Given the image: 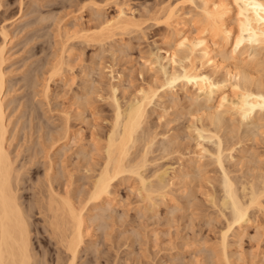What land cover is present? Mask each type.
Wrapping results in <instances>:
<instances>
[{
    "label": "bare ground",
    "instance_id": "obj_1",
    "mask_svg": "<svg viewBox=\"0 0 264 264\" xmlns=\"http://www.w3.org/2000/svg\"><path fill=\"white\" fill-rule=\"evenodd\" d=\"M1 2H2V0H0ZM84 1V0H83ZM90 2H93L94 3V5L96 6H91V8L92 7H95V9H97V12H98V10H100L102 7H103V5H101V2L99 3V1H97L96 0V2H95V0H89ZM88 0H87V2L86 1H84L83 3L84 4H86V3H90ZM106 0H104L103 2H105ZM110 1V0H109ZM109 1H107V2H105L104 4H107V5H105V6H108V2ZM114 1H116V0H113L112 2L114 3ZM120 1V0H119ZM185 1V0H184ZM183 0L181 1V0H168L166 3H164L163 5H162V3H161V6H159L160 8H158L157 9V11L155 12V13H157V15H158V18L161 20L162 18H163V20H164V22H161L160 20H157V21H160L161 23H164L167 27L166 28H169L170 29V33H171V38L170 39H166V41H167V44H168V48H165L164 49V51H163V49H162V51L163 52H165V54H163V58H166L165 60H167V61H177V60H183V62H184V58H188L189 59V63L185 66V63L183 64V70L181 71H179L180 73H178V72H176V73H172L171 71L169 72L167 69H166V66H165V69L167 70H165L164 69V71H166V72H169V75L167 76L168 78L167 79H165L167 82H165L163 85H162V87L166 84V83H168L167 85L169 86H171L172 84H174V82L176 81V80H178L179 78H181L182 80H183V82L185 83L186 82V84H188V83H191L192 84V86H193V88H196V91H193V93H194V95H203L202 97L205 99V101L206 102H208L209 100H213V99H217V101H218V104L216 105V107L218 106V107H221V108H223L222 110H216L215 109V111H209V109L211 110H213V107L215 106H208L209 107V109L207 110V109H205V107H203L205 110H207L208 112H210V114L209 115H207L208 114V112L207 111H205V112H207V116L206 117H208L209 116V119H208V121H209V123H207V124H209V125H207L206 124V122H203L204 124L202 125L203 127L205 126L206 127V129L205 128H202V127H200V126H198V127H200V129L198 128H196L197 129V133H200V134H198V135H201L202 134V132L203 131H205V132H208V130L210 131L213 127L216 129V131H214L215 129L213 128V130H211L210 132H209V134L208 135H205V133L204 134H202L201 135V137L203 136V135H205V136H203V138L205 137H207V138H210V139H212V138H218V145H217V150L214 148L213 150L215 151L214 153H213V150H211L210 148V150H208L207 148H203V143H202V149L201 148H199L200 146V144L199 145H197L196 147V150L197 149H199V150H197V152H199L200 151V154L199 153H196V155L197 154H199V156H200V159L199 160H192L191 161V164L189 165V168H191V170L192 171H190V169L188 168V173H184V175H183V177H182V179H181V175L180 176H177V178H179L182 182H183V179H184V177L185 176H187V177H189V175L191 174V176L189 177L190 179H191V182H192V180H194L193 178H195V181H194V185L191 183V184H189V186L190 185H193V186H190V188L192 187H196V185H197V181L199 182V180H201L200 178L198 179V176L199 177H201L202 178V176H203V174H205L204 172V169L206 170V167L204 168L203 167V165H205L204 164V162H203V164H202V162L200 161V160H203V159H201V157H204L205 158V154L203 153L204 151H208V152H210V153H208L207 152V154H210L211 156L214 154V156L216 157V160H215V157H214V160L215 161H217L218 162V164L220 165V167H221V169L223 170L222 171V179L221 178H218V179H221L222 180V184H220L221 182V180H219V184L216 182V181H218V179L216 180L215 178H213L212 180H213V182H215V183H213V184H218L219 186V188L221 187V189H223V191H222V193H223V195H221V192H220V190L218 191V192H220V195H218V193L216 192H214V195L216 194V196L218 197L219 196V198H217L216 196V198H214V196L211 198V201L213 202V204L214 205H212L211 207H214V208H217L216 206H218V208H217V210L216 211H218V209H219V213L222 215L221 216V218L223 217V219H224V221H226L224 224H225V226L223 225V223H220L219 225H223L224 227H221V228H219V230H220V234H219V231H216V230H218V229H216L217 227H215V233H213V234H215L216 236L215 237H217V234H218V237H219V242L218 241H215V240H217L216 238H215V240H214V238H213V236H212V238H213V240L216 242V243H218V244H216V243H214V241L212 240V239H209L210 238V235H208L209 233V231H210V229L212 230V228H210V227H213V225H214V223H211L213 220H215V219H213V218H215V217H219L220 218V215H219V213H218V216H217V213H216V211H215V213H216V215H214L213 216V218H212V220L210 219L211 218V215L212 214H210V218H208V223L209 224H207V222H206V224L209 226V225H211L210 227H208L209 228V230L207 231V233L208 234H206V233H204L203 231V233L202 232H200L201 231V226H200V231L199 232H197V233H195V234H197L196 235V237H195V235H193L194 233L193 232H195L194 231V227H195V229L197 230L198 228H199V223H195L196 225L197 224H199L198 226H197V228H196V226L194 225V226H192L193 224H194V222H196L198 219H197V216H191V213L193 212L194 213V211H195V213L198 215V211L197 210H194L198 205L200 206V204L201 205H203L201 202H199L198 203V200H200V199H197L198 198V196L196 197H193L196 193H198V191L201 193V191H202V189H205L206 190V188H202L201 186L203 185V183H204V181L206 182L207 180L205 179V178H207L206 176H208V175H206L205 177L203 176V178L205 179H203V183H202V181H200V183H202L201 184V186H200V183L197 185L198 186V189H199V187H201V190H197V188H196V190L197 191H195L194 189L195 188H193V190L192 191H195L196 193L194 194V192H193V194L194 195H190V196H192L194 199H191V200H193L194 202H193V204H196L195 205V208H193L192 206H194V205H192V201H189L190 200V198H192V197H190L188 194H189V192L191 191L190 190V188H185V189H183L184 188V186L182 185V187L181 186H179V187H181L184 191H185V193H186V191L188 190H190L189 192L187 191V193L185 194V196H187V197H190L189 199H188V201L189 202H191V205L189 204V202H185V200L187 199V197H183L185 200H183L184 202L183 203H185L184 204V206H182V207H179V203L178 202H180V200H176V201H178L177 203H175L174 204V209L172 208L171 209V207H172V204L170 205V203H169V205L171 206L170 208H169V206H167V210H169V213H168V215H170V216H168L166 213L168 212H166L165 214L167 215V218H168V220H166V219H164L166 222H164V221H162V222H164V224L166 225L167 224V222H171L172 223V221L174 220V218H175V222L173 221V223H172V225L173 224H175V223H177L178 222V220H179V218L180 217H183L182 215L183 214H185L183 211V209H185V206H186V204H188L189 206H191V209H193L192 210V212L190 213L189 211L187 212L186 210H190V208H187V209H185V212H186V214H187V221H188V219H190L188 222H184L185 223V225H186V227H184V228H186V229H188L187 227H189V226H191L188 230H190V232H191V230H192V227H193V231H192V233L191 234H186L185 235V237L187 238V239H189V237L187 236V235H190L191 237H190V239H192L193 237H195L196 239L198 238V235L199 234H202V235H199L200 237H205L206 235V237H207V240H206V237L203 239H200V237H199V239H197V240H200V241H203L204 240V242H194V240L192 241V242H190V247H189V245H186V246H188L189 247V249L191 248V246L195 249L196 247H195V245L196 244H198V249L200 248V246L202 245V243L204 244L206 241L208 242V239H209V243H211V242H213V244H215V245H212L211 247H208L207 248V245H209V244H207L206 245V243H205V245H206V247H205V245H202V247H204V249H205V251L204 250H198L199 251V253H200V256H203V254L205 253V252H207L208 254H205V255H207L208 256V258H209V260H211V261H209V263L207 262L206 263V261L204 262V264L206 263V264H210V262H213V263H211V264H234V261H235V263L237 262V260H231V256H234L235 254H236V250H238V248H234V249H236L235 251H232L231 249H230V247L231 246H233V244H235V242H236V240H233V241H235V242H233V241H231V239H229V238H231V236H232V238L234 237V238H236L237 236H238V238L239 239H237V241L239 240L240 241V239H241V241H242V237L240 238L239 236L241 235H244V232H242V234H239V233H236L235 234V232H237L238 230L240 231L241 229H243L242 231H244V229H247V228H249V226L247 227V225L249 224V222L251 221V220H255V219H251V218H253V217H251V213L254 211V209H257L258 211H260V213L262 212V213H264L263 211H264V173H263V169H262V172L260 171L261 169H259L258 170V173H255V170H257V169H255V170H253V173L256 175H254L252 172V174L250 173V171H251V169H252V167H250L251 169H249L250 171H249V177H251V176H253V177H251L250 179L248 178V176H246V174L245 173H248V172H245V173H242V175L244 176V177H246V178H242L241 179V177H242V175L240 174V176L241 177H239L238 175H236V177L235 178H238V179H241V180H237V179H234V177H233V171H232V176L230 175L231 173H229V168L227 169L226 167H225V165H224V161H225V159H226V153H227V151H230V148L233 150V149H235L236 150V148L234 147L235 145L234 144H238V143H240V142H232L234 139H233V137L232 136H234L235 134L237 135V133H239V132H235L236 131V129L235 128H237L236 126H234V123L233 122H231V115H233L234 113L235 114H238V116H240L241 118H243L244 120L247 118V120L249 119V118H254L255 116H254V114L256 115V113H257V111L259 112V113H261L260 111H262V114L264 115V73H259V72H257V71H255V67H256V70H258L259 71V66H261L260 68H261V70H260V72H262V70H263V72H264V57L263 58H261L260 56V54H261V52L264 50V0H192V3H191V0H190V2H189V4L191 3V5L192 4H194L196 7H194V8H198L199 9V11H197V14H196V12L194 13L192 10H189V11H185L184 10V7L185 6H183V5H185L184 3L187 1H185L184 2ZM0 2V3H1ZM22 2V1H21ZM98 2V3H97ZM126 2V1H125ZM197 2V3H196ZM200 2V3H199ZM111 3V2H110ZM158 3V2H157ZM78 4V3H77ZM82 4V3H81ZM83 4V5H84ZM92 4V3H91ZM103 4V3H102ZM119 4V3H118ZM121 4H122V2H121ZM127 4V3H126ZM188 4V3H187ZM1 5V4H0ZM157 5V4H156ZM3 6V5H2ZM86 6V5H85ZM90 6V5H89ZM104 6V7H105ZM80 7V6H79ZM104 7H103V9H104ZM155 7V6H154ZM157 7V6H156ZM1 8V7H0ZM106 8V7H105ZM128 5H127V7L126 6H124V2H123V4L122 5H119V7L117 8V12H116V15H114V16H112L111 18H109V19H104V24L102 25L101 23H99L100 25H102V26H100L101 28H99V27H97L98 29H100V31L99 32H94V34H92L91 35V40L93 39V40H95V41H97L98 43L97 44H99V43H102L103 45H104V43L103 42H106L107 40H111V37H113L112 38V41H113V39H114V36L113 35H115V33H117V32H122L123 33V31H125V33H127V31H134V30H141L142 29V22H141V20L138 18V16H136L135 14H134V11H132V10H128ZM146 8V7H145ZM192 8H193V6H192ZM191 8V9H192ZM80 9V8H79ZM94 9V8H93ZM102 9V10H103ZM155 9V8H154ZM136 10V9H135ZM153 10V9H152ZM152 10H151V12H152ZM24 11V10H23ZM138 11V10H137ZM190 11H192L193 13H192V16L194 15V14H196V15H194V16H198L197 17V19L196 20H199V23H198V21H197V23H198V25H200L199 26V29H200V31H198V32H200V33H197V31H196V34L195 35H191V34H193L192 33V31H191V33H189L190 32V30H191V28L190 29H188V31H186V29H187V25H188V23H189V21H192L193 20V18H194V16L193 17H191L190 15H191V12ZM196 11V10H195ZM145 12H146V10H145ZM144 12V13H145ZM147 12H150V10L149 11H147ZM188 12H190L189 14H188ZM153 13H154V11H153ZM21 14V13H20ZM98 14V13H97ZM111 14V13H110ZM19 15V14H18ZM40 15H42V14H40ZM78 15H80V14H78ZM95 15V14H94ZM154 15H156V14H154ZM43 16H44V14H43ZM82 16V15H81ZM102 16V15H101ZM151 16H152V14H151ZM80 17V16H79ZM105 17V16H104ZM103 17V18H104ZM149 17V16H148ZM154 17V16H153ZM160 17H162V18H160ZM16 18V17H15ZM38 19H39V17H37ZM41 18V17H40ZM47 18V17H46ZM56 18V17H55ZM76 18H77V16H76ZM96 18V17H95ZM99 18H101L100 16L98 17V19ZM150 19H151V17H149ZM155 18V17H154ZM153 18V19H154ZM196 18V17H195ZM5 19V18H4ZM23 19V18H22ZM146 19H148V18H146ZM145 19V20H146ZM155 19H157V18H155ZM46 20V19H45ZM144 20V21H145ZM195 20V19H194ZM193 20V21H194ZM100 21V20H99ZM148 21V20H147ZM147 21H145V22H147ZM156 21V22H157ZM43 22V21H42ZM41 22V23H42ZM56 22V21H55ZM77 21H75V23H76ZM98 22V21H97ZM103 22V21H102ZM195 22V21H194ZM54 23V22H53ZM158 23V22H157ZM191 23V22H190ZM193 23V22H192ZM30 24V23H29ZM79 24V23H78ZM97 24V23H96ZM196 24V23H195ZM37 25H38V23H37ZM58 25H60L59 23H58ZM67 25V24H66ZM72 25V24H71ZM95 25V24H94ZM192 25H194V23L193 24H189V26L191 27ZM30 26V25H29ZM64 26V25H63ZM76 26V25H75ZM81 26V25H80ZM195 26V25H194ZM196 26H197V24H196ZM196 26H195V29H196ZM7 27V26H6ZM6 27L5 26H1L0 27V32H1V35H2V38H3V40L0 42V264H46V263H49V261H47L48 259L46 258V256L48 255L49 256V259H51L52 258V262H50V264L51 263H54V264H79L80 262H81V260H80V258H81V256H83V259H82V261L84 260V258L86 257V259L81 263V264H101V260H102V256L104 255V250L103 249H101V244L103 243L102 241V243L100 244V248H99V244L97 243V239H94L95 238V232H94V230L93 229H95V227H94V225H96L95 224V221H96V223H97V221H99L100 222V224H99V226L98 225H96V226H98V229L100 228V229H102L103 228V230H104V233H105V235L106 236H109L110 238H109V241H110V239H112L113 237H114V233H112V232H115V231H113V229H118V228H116V225L117 224H115V223H112L113 225H110V221L109 220H111L112 219V215L114 216V218H115V215L114 214H116V211H115V209L118 207L117 206V204H118V199H117V197L119 198V196H117V195H115V194H117L118 192H116L114 195H113V187H114V183H115V181H116V179L117 180H124L125 178H129L130 180H128V182H132L133 180V178L131 179V177H134V181H135V179L137 178L138 180H139V184L141 185H139L138 184V182H137V180H136V182H137V184L135 183H133L134 185H132V187H133V189L135 190V189H138V188H140V187H142L143 188V190L144 191H142V189H138L139 191H141V193H138V194H136V193H134L133 195L135 196V197H137L138 196V198H141V199H137L138 201H143V199H144V201H143V203L144 202H146L147 201V199H148V201H150L151 203H149V202H146V203H149V205H151L152 204V206L154 205H156V201H157V203H158V200L160 199H158V200H155L156 198H158L159 196H161L162 198H161V201L162 202H164L165 200H167V199H169L170 200V198H168V194H170V192H173V191H175V189L174 190H170V187H172L173 186V182H171L170 180H172L173 181V179L175 180L176 178H173L172 179V177H173V175H171L170 177H171V179L169 178V177H167V178H169L168 180L165 178V174H164V177H163V179H162V175L160 176V174H158L159 172H156L157 173V175L155 174V177H157V178H159V179H157V181L155 182V183H153V178H152V181L150 180L151 179V177H153L152 175H151V177H150V179H149V177L147 178V174H146V176L145 175H143L146 171H148L147 169H145V166L147 167V164L148 163H152L153 161H150L149 159L148 160H146L149 156V154H150V152L148 151V152H146V154H147V158H146V156H145V150H148V149H151V147L153 148V146H150V145H154L155 144V141L154 140H158V138L156 139V138H154L155 136H156V133L154 134V135H152L151 137L152 138H150V136H149V142L147 141V138H145V133L147 134L148 132V129L147 128H144L145 126H144V123H146L145 122V120L146 119H148L149 118V114H147L148 112H149V110H148V107H150L149 105L153 102V98H155L156 96H158V94H156V93H159V92H157L159 89L158 88H160V86H161V84L159 85V87H155V85H158V83L156 84V82H157V79H156V77H154L156 80V82L154 83V85L151 83H149L150 84V86H148V87H143V89H141L140 90V95H139V92H138V95H137V97L135 98L133 95V97L135 98L133 101H131V103L129 104V106L127 107V108H125V109H122V107L124 108V106L126 107L127 106V104L126 105H124V106H121V101L119 102L118 101V99H117V97L114 95L115 94V89L116 88H114V86H113V84L114 83H112V82H110V83H112V85H110L109 87L110 88H108V85L106 86L108 89H109V93H107V94H104V95H106V96H108L109 97V99L108 100H110L111 99V101L112 102H114V113L113 114H115L113 117V120H111V121H113L112 122V127H110V132H109V134H108V137H106L105 136V138H107L106 140V143H105V146H101V145H99L98 147L95 145V144H97V143H92V144H90L89 145V143L91 142V140H92V135L94 134V132H96V131H91V133H93L92 135H90L91 137V139L90 140H88L89 142H87V139H88V137L87 138H85V135L82 137V139L80 138V134H81V132L83 131H75L74 130V132L76 133L75 134V139L73 140L72 139V141H74V142H72V141H70V143L72 144V143H74L75 145H77L78 146V141H79V143H81L80 141L82 140V142H83V139L85 138V142L86 143H88V145H89V147L91 146L92 147V150H89L88 149V145H87V148L86 147H84V150L86 149H88L89 151H91V152H89L88 150V152L86 151H84L83 150V148H81L80 146V149H76L77 150V153L79 154H74V155H76V157L78 156H83V158H84V160H86V163H85V167L90 171H94V173L92 174L93 176H95V179L94 180H88V178L86 179V180H88L89 182H87V184H85V186L86 185H88V189L86 190V192L84 191L85 189V187H84V185H82L84 188H82V190L85 192V193H83V191L82 192H77L76 193V191H75V189L73 188V186L72 185H75L76 183L78 184V181L77 182H73L72 183V181L74 180H76V179H73V178H75V173L73 174H70V177H71V175H72V179H69V182L68 181H64V179H62L63 180V182H62V184H60V180H59V182H57V180H58V176L59 175H61V173H60V171L58 172V170H55V171H57V172H55L54 171V166H55V162H54V160H55V155L53 156L52 155V151H53V148L52 147H54V146H56L57 144V147H55V149L56 148H59L58 149V151L57 152H59L60 150H61V148H62V146H63V144L65 145L66 144V141L67 140H69L71 137H73L72 136V130H71V128H72V126H71V123L70 122H73L72 120H70V119H72L70 116H72V115H69V117H70V121H67L68 119L67 118H69V117H67L66 115H65V118L67 119V120H64L63 118H61V120L60 121H58L59 122V124L61 123L62 124V126L63 125H65L66 127H63V128H61L62 126L60 125V128L62 129V130H60V128H59V125H58V123H57V126H58V128L56 127H52V125H51V127L53 128V129H59L58 131H56V132H54V130L51 128V130L52 131H50L49 133H47L46 132V134H48V135H46V136H44V134H43V132L41 131L42 129L41 128H44V126H43V123L42 124H40L39 126H37V130H35V131H37L38 132V139H37V141H36V145H38V146H36L34 149H33V152L31 151L32 149H28V147H27V149H26V151L25 150H23V148L21 147L22 145L24 146V144L22 143H20V144H18V146H20V147H18V146H16L17 147V149H16V147L14 148V149H12V147H14V146H12V141L14 142L15 141V139L14 138H16L17 136H18V133H20V131L18 130L19 129V127H18V131L16 130V128H17V126H16V128L14 127V130H15V132H17L16 133V135H15V133L14 132H11V130H10V124H12V123H15V121L14 122H11V119H8L9 117H8V113H7V107H9L8 105H9V102L10 101H12V102H14V97L12 98V99H10V100H8V98H7V95L9 94V93H11L10 92V90H11V87H10V85L8 84V83H10L11 84V82H10V80L8 79V81H7V73H9V71L10 72H12L11 70H9L7 73H6V71H7V68H6V70H5V68H4V63L8 60H6V48H7V45H8V40H9V30H7L6 29ZM66 27V26H65ZM96 27V26H95ZM46 28V27H45ZM72 28V27H71ZM76 28V29H75ZM74 29L75 30H77V26L75 27ZM194 28V27H193ZM193 28H192V30H193ZM44 29V28H43ZM61 29V26H60V28L58 29V31ZM68 30H69V28H67ZM67 29H66V31H67ZM80 29V28H79ZM199 29H197V30H199ZM63 30V29H62ZM64 30H65V28H64ZM83 30H88V29H83ZM97 30V29H96ZM115 30V31H114ZM65 31V32H66ZM78 32H79V35H80V33L82 32V30H77ZM90 31V30H89ZM136 31V32H137ZM169 31V30H168ZM16 32V31H15ZM21 32V31H20ZM92 32V33H93ZM135 32V33H136ZM49 33V32H48ZM55 33L57 34L58 32L57 31H55ZM59 33H60V31H59ZM63 32H61L60 34H62ZM70 33H73V32H70ZM69 33V34H70ZM74 33H76V32H74ZM84 33V32H83ZM89 33V32H88ZM64 34H66L67 35V33H64ZM63 34V35H64ZM69 34L67 35V36H69ZM82 34V33H81ZM85 34H86V32H85ZM84 34V35H85ZM124 34V33H123ZM122 34V35H123ZM48 35V34H47ZM55 35V34H54ZM59 34H57L56 36H58ZM74 35H77L78 36V33L77 34H74ZM87 35V34H86ZM117 35V34H116ZM115 35V36H116ZM119 35H121V34H119ZM134 35V34H133ZM62 36V35H61ZM60 36V37H61ZM67 36H63V37H61V38H64L65 37V39H67V40H65L64 42H62V47H60V48H62V49H60L59 48V45L61 44V42H60V40L58 39V40H54V42H56L57 44L58 43H60V44H55V43H53V45L55 44L56 45V47L57 48H59V51H60V54L61 55H58L59 56V58L58 59H56L55 61H53L52 59L51 60H49L50 62L51 61H53V62H51L52 63V67L50 68V74L48 75V76H45L44 77V75H46L47 73H49V72H45V74L43 75V73H44V70L42 69V73H38V70H36V77H35V79H34V81H33V79H30V77L32 76H29V75H27L26 76V81H27V83L25 84V85H27V87H29L28 88V91L27 92H29L30 94L31 93H33V91H30L31 89V87H34L35 86V82H38V83H36V86L38 85L39 86V83H40V86H41V84H42V82H44V80H45V82H44V84H43V86H41L42 87V89H41V91H43L42 93L43 94H45V95H47V93H48V91H49V87H51L52 88V86L50 85L51 83H50V80H52V77L55 75V74H57V76H60L61 74H62V72L64 73L65 72V70H62V72H61V69L62 68H64V67H66V71H68L67 69V67L70 65L68 62H69V60L68 61H66L67 59V56H65L66 54H65V52L67 51V47H69L70 46V44H68V41L71 39V35H70V37H67ZM77 36H75V37H77ZM82 36H83V34H82ZM88 36L90 37V35L88 34ZM124 36V35H123ZM42 37V36H41ZM52 37V36H51ZM67 37V38H66ZM80 37V36H79ZM78 37V38H79ZM83 37H86V36H83ZM141 37V36H140ZM14 38V37H13ZM54 38V37H53ZM58 38H59V36H58ZM60 38V39H61ZM70 38V39H69ZM72 38H73V34H72ZM131 38V37H130ZM129 38V39H130ZM133 38V37H132ZM49 40H50V36H49V38H48ZM57 39V38H56ZM69 39V40H68ZM75 39H77V38H75ZM80 39V38H79ZM83 39V38H82ZM85 39V38H84ZM84 39H83V42H87V41H89L90 40V38H87V39H89V40H87V41H84ZM119 39H120V37H119ZM172 39H174V44L172 45ZM52 40V39H51ZM64 40V39H63ZM74 40V39H73ZM90 40V41H91ZM115 40H116V38H115ZM115 40H114V42H115ZM11 41V40H10ZM58 41V42H57ZM95 41H92L91 43H93V42H95ZM126 41V40H125ZM129 41H131V40H129ZM165 41V40H164ZM229 41H231L232 42V48L229 50V51H231L232 50V54H230L231 52H229V51H227L226 50V53H225V51H223L222 50V48H221V46H222V44L224 43L225 45H224V47L226 46V43L227 42H229ZM12 42V41H11ZM74 42V41H73ZM117 42H120V41H117ZM76 43V42H75ZM96 43V42H95ZM122 43V42H121ZM102 44H100V45H102ZM106 44V43H105ZM112 44H114V43H112ZM126 44H127V42H126ZM165 44H166V42H165ZM26 45V44H25ZM52 45V44H51ZM69 45V46H68ZM72 45H74L75 46V44H73L72 43ZM94 45V44H93ZM118 45V44H117ZM128 45V44H127ZM107 46V45H106ZM116 46V45H115ZM125 46V45H124ZM174 46V49L172 48ZM259 46V48H260V50H261V52L259 51V50H257V48L256 47H258ZM72 47V46H71ZM69 48L70 49V56L72 55V52H73V54L75 53L74 51H71V50H73L72 48ZM101 47V46H100ZM104 47V46H103ZM118 47V46H117ZM120 48H121V45L119 46ZM123 47V46H122ZM126 47V46H125ZM223 47V46H222ZM223 47V48H224ZM10 48V47H9ZM53 48H55L54 46H53ZM57 48H55L54 50H57ZM107 48V47H106ZM112 48H114V47H112ZM263 48V49H262ZM77 49V48H76ZM105 49V48H104ZM109 49V48H108ZM225 49H226V47H225ZM81 50V49H80ZM97 50H98V48H97ZM126 50V49H125ZM181 50H183V51H181ZM118 51V50H117ZM122 51V50H121ZM46 52V51H45ZM105 52H107V50L105 51ZM104 52V53H105ZM115 52V50H113V53ZM119 52V51H118ZM117 52V53H118ZM236 52V54H234ZM44 53V52H43ZM52 53H54L53 55L51 54L50 55V57L49 58H51V56H52V58H55V56L56 57H58L57 56V54L58 53H56V51H54L53 52V50H52ZM67 53V54H68ZM81 53V52H80ZM113 53L111 54V55H113ZM116 53V52H115ZM123 53V52H122ZM227 53H229L228 54V56H227ZM68 54V55H69ZM97 54V53H96ZM95 54V52H94V55H96ZM106 54V53H105ZM263 54V53H262ZM8 55V54H7ZM94 55H92V56H94ZM107 55V54H106ZM181 55H183L184 57H180ZM264 55V54H263ZM78 56H79V54H78ZM91 56V57H92ZM178 56V58H176ZM95 57H97V56H94V58L93 59H95ZM98 57H99V55H98ZM105 57V56H104ZM9 58V57H8ZM70 58H73V57H70ZM229 58H233V60L232 61H228V59ZM48 59V58H47ZM46 59V60H47ZM69 59V58H68ZM79 59V58H78ZM77 59V60H78ZM92 59V58H91ZM97 59V58H96ZM100 59V58H99ZM6 60V61H5ZM29 60V59H28ZM27 61V60H26ZM25 61V62H26ZM38 61V60H37ZM48 61V60H47ZM91 61V60H90ZM95 61V60H94ZM98 60H96V62H97ZM101 61V60H100ZM166 61V62H167ZM197 61H201V62H199V64L198 65H196L198 62ZM228 61V62H227ZM29 62V61H28ZM75 62V61H74ZM76 62H78V61H76ZM75 62V63H76ZM95 62V63H96ZM103 62V61H102ZM197 62V63H196ZM226 62V63H225ZM34 63V62H33ZM67 63V64H66ZM72 63H73V61H72ZM26 64H28V63H26ZM39 64V63H38ZM65 64H66V66H65ZM74 64V63H73ZM72 64V65H73ZM92 64H93V62H92ZM91 64V65H92ZM64 65V66H63ZM97 65H100V64H97ZM165 64H163V66H164ZM27 66V65H26ZM49 66H50V64H49ZM48 66V67H49ZM75 66V65H74ZM84 66V65H83ZM100 66H102V64L100 65ZM107 66V65H106ZM105 66V67H106ZM185 66V67H184ZM21 67H23V66H21ZM70 67V66H69ZM88 67V66H87ZM168 67V66H167ZM9 68V67H8ZM45 68H47V66L46 67H44V69ZM102 68H103V66H102ZM101 67L99 68V69H101L102 71H103V69H102ZM206 68H208V69H206ZM70 69V68H69ZM74 69V68H73ZM84 69H85V67H84ZM87 69H89V68H87ZM110 69V68H109ZM182 69V68H181ZM41 70V69H40ZM82 70H83V68H82ZM111 70V69H110ZM224 70V71H223ZM23 71V70H22ZM46 71H49L48 69L46 70ZM73 71V70H72ZM71 71V72H72ZM84 71V70H83ZM86 71V70H85ZM95 71V70H94ZM124 71V70H123ZM143 71V70H142ZM219 71H222V74H224L225 73V76L224 75H222L221 74V79H219V76H218V72ZM16 72H18V70L16 71ZM27 72V71H26ZM89 72H90V70H89ZM108 72H110V71H108ZM119 72V71H118ZM224 72V73H223ZM255 72H257V73H259V74H255ZM23 73V72H22ZM22 73H20V74H22ZM69 73V71L67 72V74ZM92 73V72H91ZM102 72L99 70V72H98V76H103V74H105L104 73V71H103V73L101 74ZM121 73V72H120ZM143 73V72H142ZM178 73V74H177ZM220 73L221 72H219V75H220ZM12 74V73H11ZM14 74V73H13ZM33 74V73H32ZM39 74H40V76H39ZM59 74V75H58ZM67 74H66V72L64 73V75H66V77H67ZM77 74V73H76ZM88 74V73H87ZM94 74V73H93ZM101 74V75H100ZM119 74V73H118ZM216 74H217V76L218 77H216ZM18 75V74H17ZM43 75V76H42ZM63 75V74H62ZM64 75H63V77H64ZM68 75H70V73L68 74ZM79 75V74H78ZM77 75V76H78ZM80 75H82V74H80ZM84 75V74H83ZM90 75H92V74H90ZM112 75V74H111ZM10 76V75H9ZM39 76V80L41 79V81H37L38 80V77ZM44 77V80H42V77ZM56 76V77H57ZM73 76V75H72ZM76 75H75V73H74V76H73V79L74 80H76V77H75ZM93 76V75H92ZM101 76V77H102ZM224 76V77H223ZM41 77V78H40ZM62 77V76H61ZM71 77V76H70ZM82 77V76H81ZM86 77V76H85ZM120 77V76H119ZM121 77H122V75H121ZM10 78V77H9ZM27 78H29L28 80H27ZM84 77H82V79H83ZM87 78H88V76H87ZM93 78V77H92ZM94 78H95V76H94ZM112 78V77H111ZM218 78V79H217ZM37 79V80H36ZM56 79V78H55ZM64 79V78H63ZM67 80H69V84H70V79H68V77L66 78ZM85 79V78H84ZM123 79V78H122ZM60 80V79H59ZM62 80V79H61ZM89 80V79H88ZM87 80V82L86 81H84L85 83H84V85H83V87L84 86H86V83H90L89 81ZM99 81L98 82H100V79H98ZM120 80V79H119ZM131 80V79H130ZM181 80V81H182ZM34 82V86H31L32 84H33V82ZM102 82H103V80H101ZM8 82V83H7ZM31 82H32V84H31ZM56 82V81H55ZM76 82V81H75ZM80 82V81H79ZM82 82V81H81ZM97 81L95 82L96 83V87L95 88H97L98 86H100L101 84V82L100 83H98ZM153 82H154V80H153ZM17 83V82H16ZM28 83H30V84H28ZM61 83V82H60ZM66 83V82H65ZM71 83H73V82H71ZM91 83H93L92 82V80H91ZM97 83L98 84H100V85H97ZM120 83H122V82H120ZM63 84H64V82H63ZM67 84V83H66ZM94 84V83H93ZM119 84V83H118ZM117 84V85H118ZM130 84V83H129ZM148 84V83H147ZM182 84V83H181ZM185 84V85H186ZM190 84V85H191ZM8 85H9V87H8ZM29 85V86H28ZM68 85V84H67ZM71 85V84H70ZM70 85H68V86H70ZM78 85V84H77ZM81 85V84H80ZM90 85H92V84H90ZM152 85V86H151ZM18 86V85H17ZM31 86V87H30ZM59 86H62L61 84L59 85ZM103 86V85H102ZM145 86V85H144ZM147 86V85H146ZM72 87V86H71ZM79 87V86H78ZM91 87V86H90ZM112 87V88H111ZM118 87V86H117ZM128 87V86H127ZM153 87H155V88H157V90L155 89V88H153ZM182 87V86H181ZM18 88V87H17ZM36 88V87H35ZM65 88H68V87H65ZM81 88H82V85H81ZM86 88V87H85ZM89 88V87H88ZM88 88H86V89H88ZM92 88V87H91ZM94 88V91H93V93L95 92V91H97V89H99V92H100V90L101 91H103L102 90V88L100 89V88H97V89H95ZM104 88V87H103ZM185 88V87H184ZM30 89V90H29ZM73 89V88H72ZM90 89V88H89ZM155 89V90H154ZM187 89V88H186ZM13 90V89H12ZM35 90V89H34ZM51 90V89H50ZM65 90V89H64ZM74 90H76V89H74ZM84 91L85 89L83 88V89H81V91ZM113 90V91H112ZM188 90V89H187ZM62 91V90H61ZM66 91V90H65ZM87 93H88V90H85ZM105 91V90H104ZM103 91V92H104ZM108 91V90H107ZM106 91V92H107ZM110 91H112L113 92V96H111V94L112 93H110ZM17 92H18V90H17ZM72 92H74V91H72ZM76 92V91H75ZM75 92L73 93V94H75ZM89 92H90V90H89ZM97 93V94H100V93ZM103 92H101V94L103 93ZM167 92V91H166ZM189 92V91H188ZM187 92V93H188ZM195 92H197V94H195ZM218 92H220L219 93V95L217 96V97H215V94H217ZM13 93V92H12ZM23 93V92H22ZM29 93H28V95L26 94V98H24V99H26V101H25V103H26V106L29 108V110L31 111V112H35V111H38V110H36V103H38V101H35L34 99H35V97H33V101H32V99H27V96H29ZM41 93V92H40ZM86 93V94H87ZM92 93V92H91ZM16 94V93H15ZM38 94V93H37ZM42 94V95H43ZM77 94H79L78 93V91H77ZM84 94H85V92H84ZM84 94L82 95V96H80L81 98L79 99L80 100V103H82L81 102V100L83 101V99L82 98H84L85 96H86V94H85V96H84ZM95 94H96V92H95ZM94 94V95H95ZM96 94V95H97ZM156 94V95H155ZM17 95V94H16ZM15 95V96H16ZM41 95V94H40ZM41 95V96H42ZM79 95H81V94H79ZM92 95V94H91ZM94 95H92V96H90V94L89 95H87L88 96V101H89V98H93V100H95L96 98H95V96ZM103 95V94H102ZM167 95V94H166ZM165 95V96H166ZM190 95V94H189ZM191 95H192V93H191ZM33 96H34V93H33ZM37 96V95H36ZM40 96V97H41ZM48 96H50V95H48ZM73 96V95H72ZM77 96V95H76ZM75 96V97H76ZM84 96V97H83ZM110 96H111V98H110ZM136 96V95H135ZM163 97H164V95H162ZM161 96V97H162ZM55 97V96H54ZM104 97V99H105V96H103ZM131 97V96H130ZM162 97V98H163ZM185 97H186V95H185ZM190 97V96H189ZM188 96L186 97V100L189 98ZM193 98H194V100H192L193 102L195 101V99H197V98H195L194 96H192ZM199 97V96H198ZM38 98V97H37ZM43 98V97H42ZM79 98V97H78ZM78 98H76V99H78ZM95 98V99H94ZM98 98V97H97ZM113 98V99H112ZM191 98V97H190ZM188 99L189 101L191 100V99H193V98H191V99ZM203 98H202V100H203ZM48 99H50V98H48ZM47 99V100H48ZM75 99V98H74ZM40 100V99H39ZM86 101H87V98L85 99ZM93 100H92V103H93ZM106 100V99H105ZM36 103H35V102ZM45 101V102H44ZM83 102V104L85 105V108H86V104H88L87 102ZM125 101V100H124ZM174 100H172L171 102H173ZM197 101H198V99H197ZM201 102V105H204V104H202V103H205V104H207L206 102ZM22 102V101H21ZM39 102H44V103H47L46 102V99L44 100V98L43 99H41V101H39ZM72 102H74L73 104L74 105H71V107L73 106V107H75V105H79L78 107H82L83 108V106L82 105H80V104H78L77 102H76V104H75V101H73L72 100ZM128 102V101H127ZM127 102H125V103H127ZM25 103H24V105H25ZM174 103V102H173ZM190 103H192L191 101H190ZM196 101L194 102V104L196 105ZM11 104V103H10ZM13 104V103H12ZM20 104H22L23 105V103H20ZM19 104V105H20ZM36 104V105H35ZM91 104V103H90ZM111 104V103H110ZM176 104H178V103H176ZM14 105V104H13ZM22 105H21V107H22ZM70 105V104H69ZM92 105H94V104H92ZM179 105V104H178ZM199 105V103H197V106ZM201 105H200V107H201ZM212 105V104H211ZM42 106H46V105H42ZM52 106V105H51ZM196 106V107H197ZM20 107V106H19ZM20 107V108H21ZM41 107V106H40ZM71 107H68V109L67 110H71V109H69V108H71ZM80 107V108H81ZM88 107V106H87ZM89 107H90V105H89ZM93 107V106H92ZM113 107V106H112ZM13 108V107H12ZM44 108V107H43ZM46 108V107H45ZM54 108V107H53ZM55 108H57V107H55ZM199 107H197V109H198ZM25 109V108H24ZM39 109V108H38ZM75 109V110H74ZM74 109H72V110H74L75 112H76V114H78L80 111L78 110V112H77V107L76 108H74ZM95 110H96V108H94ZM150 109V108H149ZM197 109H194L195 111L197 110ZM256 109H258L257 111H256ZM9 110H10V108H9ZM34 110V111H33ZM42 110V109H41ZM66 110V111H67ZM71 110V111H72ZM86 110V109H85ZM198 110H200V108L198 109ZM201 110H202V108H201ZM20 111V110H19ZM23 111V110H22ZM27 111V110H26ZM44 111V110H43ZM48 111L49 112H51L50 111V108L48 109ZM47 111V112H48ZM60 111V110H59ZM70 111V113L69 114H72L73 112H71ZM82 112H80L79 113V117L80 116H82V114H83V111L84 110H81ZM153 111V110H152ZM151 111V112H152ZM12 112V111H11ZM48 112V114H50ZM62 112V111H61ZM74 112V113H75ZM85 112H87V110L85 111ZM89 112H90V110H89ZM92 112H94V111H92ZM201 112V111H200ZM256 112V113H255ZM22 113V112H21ZM24 113H26L25 111H24ZM28 113V112H27ZM41 113V112H40ZM96 113V112H95ZM204 113V112H203ZM258 113V114H259ZM10 114V113H9ZM35 114H36V112H35ZM48 114H47V118H48ZM62 114V113H61ZM66 114V113H65ZM90 114V113H89ZM89 114H88V116H89ZM262 114H260L261 116L260 117H257V120L256 121H258V126H260V122H261V125L262 124H264V116L262 115ZM13 115V114H12ZM11 115V116H12ZM28 115V114H27ZM40 115V114H39ZM54 115V114H53ZM67 115H68V112H67ZM85 115V114H84ZM83 115V116H84ZM92 115H94V113H92L91 114V116H89V119H91V118H95V117H93ZM152 115V114H151ZM194 115V114H193ZM197 115H198V111H197ZM200 115V114H199ZM202 115V114H201ZM200 115V118L202 119V116ZM228 115V116H227ZM10 116V115H9ZM25 116V115H24ZM29 116H30V114H29ZM45 116V115H44ZM43 116V117H44ZM55 116H57V115H55ZM59 116V115H58ZM82 116V117H83ZM88 116L86 115V117L88 118ZM148 116V117H147ZM177 116H179V115H177ZM256 116H258V115H256ZM26 117V116H25ZM54 117V116H53ZM62 117V116H61ZM78 117V118H79ZM85 117V118H86ZM151 117V116H150ZM18 118V117H17ZM23 118V117H22ZM21 118V119H22ZM30 118H31V116H30ZM30 118H28V119H30ZM37 118H38V116L36 117V119L35 120H37ZM39 118H40V116H39ZM46 118V117H45ZM50 118V117H49ZM52 118V117H51ZM56 118V117H55ZM59 117H57V119H55V121L56 120H59L58 119ZM112 118V117H111ZM177 118V117H176ZM16 119V118H15ZM20 119V120H21ZM82 119V118H81ZM84 119V118H83ZM92 119V120H93ZM234 119V118H233ZM13 120V119H12ZM19 120V121H20ZM47 120V119H46ZM236 120V119H235ZM235 120H233V121H235ZM240 120V119H239ZM242 120V119H241ZM240 120V121H241ZM262 120H263V122H262ZM22 121V120H21ZM24 121V120H23ZM33 121H34V119H33ZM54 121V122H55ZM64 121H66V122H64ZM85 121L87 122V120L85 119ZM84 121V122H85ZM110 121V122H111ZM148 121H149V119H148ZM237 121V120H236ZM27 122V121H26ZM26 122H24V123H26ZM62 122H64V123H62ZM68 122V123H67ZM83 122V123H84ZM228 122H230V124L231 123H233V125L231 124H229ZM18 123V125H20L19 124V122H17ZM21 123V122H20ZM23 123V122H22ZM28 123V122H27ZM51 123V122H50ZM56 123V122H55ZM66 123H67V125H66ZM69 123H70V125H69ZM81 124H82V122H80ZM92 123V122H91ZM32 124H34V122H32L31 123V125ZM46 124H48V123H46ZM79 124V123H78ZM80 124V125H81ZM211 124H213V127L212 128H210L211 126ZM13 125V124H12ZM17 125V124H16ZM22 125V124H21ZM42 125V126H41ZM45 125V124H44ZM56 125V124H55ZM55 125H53V126H55ZM72 125H73V123H72ZM91 125H95V124H91ZM215 125V126H214ZM24 126H26V124H24ZM49 126V125H48ZM69 126H71V128H69L68 129V127ZM196 126V125H195ZM208 126H210L209 127V129H208ZM231 126V127H230ZM27 127H29V128H27V129H29V130H27V129H24L23 127L21 128V129H23L24 130V133H26L27 134V132L28 131H30L31 129H34L35 127H34V125L33 126H28L27 125ZM31 127H33V128H31ZM73 127H75V126H73ZM76 127H78V126H76ZM96 127V126H95ZM223 127H230V129L231 130H229L228 128H226L227 130H229V131H225V129H224V131H225V135H226V132L228 133V132H230V133H228L226 136H231L232 138V140H230V138H228L229 140H230V142H228L227 141V139L225 140L226 142H227V144H229V145H225V147L223 146L222 147V143H223V138L225 137H221V135L222 134H220L219 135V132L220 131H222L223 129ZM232 127H234V128H232ZM261 127V126H260ZM259 127V128H260ZM81 128V127H80ZM93 128H94V126H93ZM91 129V130H94V129ZM149 128H151V125H150V127ZM154 128V127H153ZM202 128V129H201ZM238 128H239V126H238ZM36 129V128H35ZM45 129V128H44ZM47 129H49V128H47ZM78 129V128H77ZM76 129V130H77ZM83 129V128H82ZM208 129V130H207ZM219 129H221V130H219ZM26 130V131H25ZM50 130V129H49ZM147 130V131H146ZM218 130H219V132H218ZM235 130V131H234ZM238 130V129H237ZM12 131H13V128H12ZM34 130H33V132H35ZM109 131V130H108ZM146 131V132H145ZM154 131H155V129H154ZM223 131V132H224ZM233 131L235 132V133H233ZM248 131V130H247ZM247 131H245V133L247 132ZM32 132V134H30V132H28V134L30 135V136H33L34 135V133ZM45 132V131H44ZM150 132H153V131H150ZM156 132V131H155ZM250 132H252V131H250ZM257 132V131H256ZM36 133V132H35ZM55 133V134H54ZM158 133V132H157ZM222 133V132H221ZM12 134V135H11ZM96 134H98V133H96ZM96 134L94 135L95 137H96ZM100 134L101 133H99V137H100ZM142 134H144V135H142ZM152 134V133H151ZM150 133L149 134H147V136L148 135H151ZM175 134V133H174ZM234 134V135H233ZM240 134V133H239ZM250 134V133H249ZM256 134H258V133H251L250 134V137L248 136V138H251V137H254V135H256ZM11 135V136H10ZM76 135H78L77 137H76ZM82 135V134H81ZM244 136L243 137H245V135L246 134H243ZM253 135V136H252ZM26 136V135H25ZM35 136V135H34ZM94 136H93V138H94ZM143 136H144V138L146 139H142L143 138ZM158 136V135H157ZM172 136H173V134H172ZM175 136H176V134H175ZM174 136V137H175ZM238 136V135H237ZM240 136V135H239ZM28 137V136H27ZM99 137H98V139H99ZM104 137V136H103ZM103 137H100L101 139H104L105 140V138H103ZM185 137H186V135H185ZM236 137V136H235ZM234 137V138H235ZM242 137V136H241ZM247 137V136H246ZM245 137V138H246ZM256 138H257V136H255ZM254 137V138H255ZM34 138V137H33ZM33 138L31 139V138H29V140L31 139V141L33 140ZM74 138V137H73ZM76 138H79V139H81V140H76ZM178 138V140H177V143H176V139ZM181 138V137H180ZM221 138H222V140H221ZM226 138V137H225ZM255 138V139H256ZM17 139V138H16ZM19 139V138H18ZM24 139H26V140H28L27 138H24ZM21 140V141H25L26 142V140ZM63 139V140H62ZM96 140L95 141H97V137L95 138ZM142 139V141H140ZM154 139V140H153ZM183 139V138H182ZM242 139V138H241ZM244 139V138H243ZM252 140H253V138H251ZM35 140H36V137H35ZM62 140V141H61ZM143 140H145V141H147L148 142V144H150L149 146H150V148H148V144H146V142L144 141V143H143ZM151 140V141H150ZM168 140V139H167ZM173 140V139H172ZM172 140H170V142L172 141ZM175 140H174V142H173V145L175 146L174 148H176V146H177V148L178 149H175V150H173V151H176L177 150V152H180V153H182L181 151H179L180 150V147H179V145H180V143H179V137L177 136L176 138H175ZM185 140V139H184ZM235 140H236V138H235ZM234 140V141H235ZM239 140H240V138H239ZM238 140V141H239ZM246 140V139H245ZM245 140H242L243 142L245 141ZM75 141H76V143H75ZM94 141V142H95ZM159 141H161L162 142V140H159ZM164 141L165 140H163V143H161V142H158V143H161L160 144V146L162 145L163 147H160V146H158L159 148H160V150H162L163 152H164V154H165V152H168L169 154L170 153H172L173 151H172V149L171 150H168V149H170V147L172 146V143H170V145L168 144V143H166V141H165V143L166 144H164ZM225 141H224V143H225ZM28 142V141H27ZM26 142V143H27ZM62 142V143H61ZM97 142H100L99 140L97 141ZM102 142V141H101ZM100 142V143H101ZM138 142H140L139 143V145L140 144H142V146H139L137 143ZM142 142V143H141ZM153 142H154V144H153ZM182 144H183V142L184 141H180ZM31 143V142H30ZM32 143H35V141L33 140L32 141ZM31 143V144H32ZM69 143V144H70ZM104 143V142H103ZM102 143V144H103ZM157 143V142H156ZM176 145H175V144ZM223 143V144H224ZM68 144V145H69ZM83 144H84V142H83ZM94 144V145H93ZM137 144V145H136ZM144 144L147 146V147H144V149H143V146H144ZM177 144H179V145H177ZM232 144V146H233V148H232V146H230ZM30 145V144H29ZM28 145V146H29ZM85 145V146H86ZM98 145V144H97ZM165 145H169L166 149H165ZM12 146V147H11ZM70 146V145H69ZM72 146H73V144H72ZM76 146V147H77ZM136 146H137V149L139 148L140 149V147H141V149L143 150H141L142 152H144L142 155H139L138 156V151H140V150H136V151H134L135 149L134 148H136ZM139 146V147H138ZM183 145H181V147H182ZM188 146V145H187ZM229 146V147H228ZM38 147V148H37ZM74 147V146H73ZM72 147V148H73ZM76 147H74L73 149H75ZM97 147V148H96ZM100 147V148H99ZM104 148V155L102 156V161L100 160L101 159V156H100V158H99V160L100 161H97V160H95V161H97L96 163L98 164V162H100L99 164H98V167H96L95 169H93L92 168V165H93V162H94V156H92V155H94V152L96 151V150H98V151H100V152H102L103 151V149L102 148ZM134 147V148H133ZM156 147V146H155ZM173 147V146H172ZM171 147V148H172ZM185 147V146H184ZM190 147V146H189ZM29 148H33V146H29ZM49 148H51V152H49ZM70 148V147H69ZM68 148V149H69ZM72 148H70V151L72 150ZM78 148V147H77ZM158 148V149H159ZM162 148V149H161ZM163 148H164V150H163ZM225 148V149H224ZM25 149V148H24ZM67 149V150H68ZM94 149H96V150H94ZM100 149V150H99ZM134 149V150H133ZM186 149V148H185ZM188 150L190 149V148H187ZM186 149V150H187ZM194 149V148H193ZM228 149V150H227ZM242 149V148H241ZM131 150H133V152H134V155H136V156H133V154L131 153ZM152 150V149H151ZM157 150V149H156ZM159 150V151H160ZM166 150V151H165ZM182 150V149H181ZM184 150V149H183ZM187 150V151H188ZM192 149H190V151H191ZM231 150V151H232ZM69 151V150H68ZM98 151H96V153H95V155L97 156V154H99V152ZM158 151V150H157ZM170 151H172V152H170ZM193 151V150H192ZM225 151V152H224ZM65 152H66V150H65ZM65 152L64 153H62L63 155L65 154ZM98 152V153H97ZM156 152V151H155ZM161 152V151H160ZM162 152V153H163ZM196 151H194V152H192V154L191 155H193L194 153H195ZM211 152H212V154H211ZM245 152V151H244ZM71 152H69V154H70ZM136 153V154H135ZM149 153V154H148ZM152 153H154V152H152ZM162 153H160V154H162ZM175 153V152H174ZM184 153V152H183ZM224 153V154H223ZM232 153V152H231ZM55 154V153H54ZM60 153H58V155H59ZM69 154H67V152H66V155H64V157H66L67 155H69ZM90 154V155H89ZM92 154V155H91ZM132 154V155H131ZM139 154H140V152H139ZM173 154V153H172ZM188 154H189V152H188ZM187 154V155H188ZM228 155L230 154V153H227ZM39 155H40V157H39ZM56 155H57V153H56ZM72 155V154H71ZM168 155V154H167ZM183 155V154H182ZM184 155H185V153H184ZM195 155V154H194ZM193 155V156H194ZM195 155V156H196ZM231 155V154H230ZM229 155V156H230ZM253 155H254V153H253ZM82 156L80 157V159L82 158ZM133 156V157H132ZM166 156V155H165ZM169 156H171V155H169ZM174 156V155H173ZM192 156V157H193ZM245 156V155H244ZM247 156V155H246ZM250 156V155H249ZM45 157V158H44ZM52 157H54L53 159L54 160H52ZM58 157V156H57ZM72 158V156H69V158ZM74 157V156H73ZM77 157V158H78ZM154 157V155L151 157V158H153ZM160 157H164V156H160ZM175 157V156H174ZM197 157V156H196ZM213 157V156H212ZM254 158L255 157V155L254 156H251V158ZM258 157V156H257ZM255 157L254 159H255V161L257 160V159H259L260 157ZM40 158H41V160L43 159L44 160V162H45V160H47L46 158H48V159H50V164L48 165V167L46 168L45 167V165H47V164H43V161H42V164H43V167H44V173H43V177H41L40 175V173L39 172H37L36 174H35V176H32L31 174H30V170L28 169V168H32L31 166H29V164H32V163H39L40 162ZM59 158V157H58ZM178 158V157H177ZM182 158V156L180 157V159ZM186 158V157H185ZM199 158V157H198ZM244 158H247V157H244ZM250 158V157H249ZM37 159V160H36ZM79 158L77 159V161L79 160V161H82V159L80 160ZM188 159H189V157H188ZM193 159H194V157H193ZM261 159H263V158H261ZM152 160V159H151ZM240 160V157L238 158V161ZM241 160H242V158H241ZM48 161V160H47ZM71 161H73L72 159H71ZM146 161L148 162V161H150V162H148V163H146ZM179 161V160H178ZM181 161V160H180ZM188 161V160H187ZM186 161V159H185V162L186 163H190L189 161L187 162ZM244 161H247V160H244ZM244 161H242V162H240L241 164H244ZM254 161V162H255ZM264 160H262V163H264L263 162ZM58 162V161H57ZM73 162H75L76 164H74ZM72 163L73 164H71V168L70 169H68L67 168V170L69 171H73V170H71V169H74L73 168V166L72 165H76L75 166V168L77 167V165H78V167L77 168H80L81 169V164H82V162H76V158L74 159V161H73ZM184 162V163H185ZM253 162V161H252ZM259 162H261V161H259ZM258 162V163H259ZM35 163V164H36ZM60 163V161L58 162V164ZM61 163L63 164V162L61 161ZM80 165H79V164ZM95 163V162H94ZM146 163V165L145 166H143L144 164ZM181 163V162H180ZM179 163V164H180ZM57 163H56V166H59ZM66 164V163H65ZM96 164V165H97ZM152 164H154V163H152ZM178 164V165H179ZM255 164V163H254ZM257 164V163H256ZM255 164V165H256ZM260 164V163H259ZM32 165H34V164H32ZM150 165V164H149ZM208 165H209V163H208ZM255 165H253L252 164V166H255ZM68 165H66V167H67ZM95 166V165H94ZM258 166V165H257ZM262 166H263V164H262ZM141 167H143L144 168V170H146L145 172L144 171H141V169H143V168H141ZM181 167V166H180ZM264 167V166H263ZM57 168V167H56ZM148 168V167H147ZM182 168V167H181ZM186 168V167H185ZM202 168H204L203 170H201ZM256 168V167H255ZM259 168V167H258ZM262 168V167H261ZM59 169H60V167H59ZM62 169H63V173L64 174H62V177H63V175H65V170L64 169H66L65 167H63V165H62ZM79 169V170H80ZM158 169V168H157ZM162 169H164V168H162ZM221 169H220V171H221ZM254 169V168H253ZM29 170V171H28ZM87 170V171H88ZM159 170V169H158ZM157 170V171H158ZM166 170V169H165ZM165 170H164V172L163 173H165ZM168 170V169H167ZM174 170H176V169H173L172 170V172L174 171ZM183 170V169H182ZM185 170V169H184ZM196 170V171H195ZM75 171V170H74ZM85 172H86V170H84ZM83 171V172H84ZM89 172V175H90V173H92V172ZM95 171H97V172H95ZM154 172H155V170H153ZM152 171V172H153ZM160 171H161V169H160ZM163 171V170H162ZM161 171V172H162ZM178 171H180V170H178ZM177 171V172H178ZM201 171H203V172H201ZM259 171L261 172V173H259ZM143 174H142V173ZM151 172V173H152ZM153 172V173H154ZM160 172V173H161ZM169 172V171H168ZM231 172V171H230ZM257 172V171H256ZM35 173V172H34ZM42 173V172H41ZM78 173H80V172H78ZM126 173H128V175H125L124 176V174H126ZM166 173H167V171H166ZM200 173L202 174L201 176H200ZM40 174V175H39ZM169 174V173H168ZM173 174V173H172ZM174 174H175V172H174ZM178 174V173H177ZM179 174H181V173H179ZM27 175V178H29L30 180H32V184H30L28 181H27V183H29L28 185L29 186H27V187H25V186H23V179L25 178V176ZM80 175V174H79ZM92 175H91V177H92ZM154 175V174H153ZM66 176H68V175H66ZM65 176V177H66ZM74 176V177H73ZM84 176V175H83ZM146 178H145V177ZM175 177H176V175H174ZM61 177V176H60ZM65 177H63V178H65ZM185 178L184 180H186L187 182L188 181H190V179H188V178ZM196 177H197V180H196ZM67 178V177H66ZM66 178H65V180H66ZM92 178H94V177H92ZM77 179H78V177H77ZM147 179V180H146ZM29 180V181H30ZM71 180V181H70ZM132 180V181H131ZM150 181L149 183H147L146 181ZM163 180H164V182H163ZM176 180H178V179H176ZM209 180H211V179H209ZM209 180H208V183H209ZM215 180V181H214ZM80 181V180H79ZM125 181H127V179H125ZM125 181H122V183L123 182H125ZM133 181V182H134ZM167 181H169V184H167L168 182ZM179 181V180H178ZM65 182V183H64ZM81 182V181H80ZM152 182V183H151ZM175 182H177V181H175ZM120 183L121 182H119V185H120ZM130 183H128V184H130ZM172 185H171V184ZM179 183L180 184H186V182H184V183H181L180 181L177 183L178 185H179ZM207 183V184H208ZM76 184V185H77ZM80 184V183H79ZM124 184H126V183H124ZM124 184H123V186H124ZM128 184H127V187H129L128 186ZM176 184V185H177ZM206 183H204V185H205ZM212 184V185H213ZM216 184V185H217ZM25 185V184H24ZM27 185V184H26ZM81 185V184H80ZM118 185V184H117ZM135 185L137 186V185H139V187L138 188H134L135 187ZM168 185V186H167ZM177 185V186H178ZM208 185H210V187L212 188V185H211V183L210 184H208ZM215 185V186H216ZM221 185V186H220ZM81 186V187H82ZM121 186V185H120ZM167 186V189L169 188V190H167L166 189V191H168L169 193H167L165 190H164V188ZM170 186V187H169ZM174 186H175V184H174ZM173 186V187H174ZM176 186V187H177ZM75 187V186H74ZM78 187H79V185H78ZM115 187H117V186H115ZM119 187V186H118ZM118 187L116 188V190L118 189ZM122 187V186H121ZM185 187H188V186H185ZM205 187V186H204ZM206 187H207V185H206ZM210 187L208 188V189H210ZM87 188V187H86ZM191 188V189H192ZM21 189L22 190H31L30 192H27V193H23L22 191H21ZM115 189V188H114ZM126 189H128V188H126ZM182 189H179V191L180 190H182ZM116 190H114V191H116ZM118 190H120V189H118ZM134 190H132V188H130L129 187V191H128V193H127V195L128 194H130L131 195V197H134L131 193H129V192H131V191H134ZM176 190H178V189H176ZM213 190V189H212ZM211 190V191H212ZM215 190V189H214ZM213 190V191H214ZM77 191H78V188H77ZM81 191V190H80ZM137 191V190H136ZM136 191H134V192H136ZM139 191H137V192H139ZM177 192V191H175V192H177V195H178V193H181V191L180 192ZM204 191V190H203ZM202 191V192H203ZM208 191V190H207ZM207 191H205L206 193H207ZM210 191V193H212ZM120 192V191H119ZM142 192L145 194H143L142 195ZM146 192V193H145ZM158 193V194H156V193ZM174 192V193H175ZM204 192V193H205ZM182 193H184L183 191H182ZM182 193L181 194H179L178 196H180V195H182ZM203 193V194H204ZM119 194V193H118ZM154 194H156V196H154ZM202 194V193H201ZM25 195V196H24ZM127 195H126V198H127ZM140 195H142L143 196V199H142V196L141 197H139ZM184 195V194H183ZM200 195V194H199ZM207 195L209 196L210 194H208L207 193ZM211 195H213V193L211 194ZM117 196V197H116ZM122 195L120 194V197H121ZM153 196H154V199H153ZM170 196H174V194L172 193ZM177 196V197H178ZM207 196V197H208ZM22 197H24V198H22ZM113 197H115L116 199H117V204H116V206H114V207H116L115 209H113V211H112V213H109L112 209H111V207H113V205H112V203H114V201H112L113 200ZM156 197V198H155ZM176 197V196H175ZM200 197V196H199ZM204 197V196H203ZM122 198H125V197H122ZM128 198H130V196L128 195ZM195 198L197 199V200H195ZM202 198V197H201ZM205 198V197H204ZM209 198V197H208ZM208 198H206L207 200H208ZM116 199H115V202H116ZM146 199V200H145ZM172 199V198H171ZM173 199H176V198H173ZM177 199H179V197L177 198ZM180 199H181V196H180ZM210 199V198H209ZM119 201H120V203H121V198L119 199ZM128 201V200H127ZM136 201V200H135ZM175 201V202H176ZM187 201V200H186ZM197 201V202H196ZM201 201V200H200ZM137 202V201H136ZM135 202V203H136ZM139 202V204H140V208H142L143 206V203L141 204ZM162 202H160L159 201V203H161L162 204ZM167 202V201H166ZM165 202V203H166ZM168 202H170V201H168ZM171 202H173V201H171ZM203 202H205V201H203ZM126 203V201L124 202V204ZM128 203H131V202H128ZM138 203V202H137ZM209 203H211V202H209ZM134 204V203H133ZM132 204V205H133ZM139 204H137V206H139ZM180 204H182L181 202H180ZM127 205V204H126ZM146 205H148V204H146ZM148 205V207H150ZM183 205V204H182ZM122 207V210H124V212L126 213L127 212V207H125V206H122V204L121 205H119V207ZM128 206V205H127ZM150 207V208H152L151 210L153 211L154 210V215H152V212H151V210H149L150 212H151V216H149V211H147L146 212V210H145V212L148 214V216L150 217L149 219L150 220H152L151 222L152 223H154V222H156L157 220V223H158V225L159 224H163V223H159V219L157 218L159 215H161V213H160V211H159V209L156 211L157 212V216H155V210L156 209H153V207ZM157 206H158V204H157ZM160 206V205H159ZM158 206V207H159ZM204 206H205V204H204ZM119 207H118V209H119ZM127 208V209H124V208ZM144 207H145V205H144ZM156 207V206H155ZM163 207H164V204H163ZM179 207V208H178ZM184 207V208H183ZM188 207V206H187ZM201 207V206H200ZM206 207V206H205ZM131 208V207H130ZM139 208V209H140ZM146 209H150V208H147V206L145 207ZM157 208V207H156ZM160 208H161V206H160ZM169 208V209H168ZM183 208V209H182ZM202 208H203V206H202ZM207 208H210L208 205H207ZM254 208V209H253ZM99 211H98V210ZM138 209V210H139ZM176 209V210H175ZM182 209V210H181ZM197 209L198 210H200V208L199 207H197ZM126 210V211H125ZM134 211L133 212H136L135 211V209H133ZM143 208H142V210L140 209L139 211L140 212H138V214L140 215L141 214V211L143 212ZM181 211V213L180 214H182V212H183V214L182 215H180L179 214V212ZM213 210V209H212ZM227 210H228V212H227ZM251 210H252V212H251ZM95 211H98V212H96L95 213ZM119 211V210H118ZM117 211V212H118ZM131 211V210H130ZM159 211V212H158ZM176 211V213H175V215H174V212ZM177 211H179V212H177ZM191 211V210H190ZM197 211V212H196ZM201 211V210H200ZM256 211V210H255ZM255 211H254V214H255ZM257 211V213L261 216V214L259 213ZM123 212V211H122ZM120 212V214L123 216H125V213L123 212ZM145 212H144V214H145ZM149 212V213H148ZM205 212V211H204ZM251 212V213H250ZM173 215H172V214ZM188 213H190L189 215H188ZM202 213V212H201ZM206 213V212H205ZM109 214H112V215H109ZM129 213L127 212V216H125L126 218H127V220L129 219L130 221H131V219L130 218H128V216H130V214H131V212H130V214L128 215ZM143 213H142V216H140L141 217V219H143L144 220V222L146 223H144V222H142V224L144 225H142V226H137L136 225V227H138L137 229H140V228H143V227H145L146 226V229H147V227H148V225L147 224H151V226H152V223L150 222V223H148V221H150L149 219H148V216H147V214L146 215H144ZM159 214V215H158ZM163 214H164V212H163ZM162 214V215H163ZM254 214H252V216L254 215ZM258 214H256V215H258ZM133 215V214H132ZM137 215V214H136ZM139 215H137L138 216V218L136 217L135 219H138V221H139ZM147 216V218H145L144 216ZM171 215L174 217V216H176V217H174V218H172L171 217ZM177 215H180V216H178L177 217ZM202 215H205V214H202ZM263 216H264V214H262ZM110 216H111V219H109L110 218ZM117 216V215H116ZM134 216V215H133ZM152 216H154V217H156V218H154L153 217V219H155L156 221H154L151 217ZM190 218H189V217ZM199 216H200V212H199ZM206 216V215H205ZM120 218L121 220H123V222L124 223H122L121 225H122V228H123V225L124 226H126V224H125V219L126 218ZM130 217H132V216H130ZM160 217V216H159ZM162 217V216H161ZM169 217H171L170 218V220H169ZM194 217H195V219H196V221L194 220L193 221V219H194ZM254 217H255V215H254ZM257 217H259V216H257ZM257 217H255L256 219H257ZM113 218V219H114ZM118 218V217H117ZM162 218H165V215H164V217H162ZM192 218V219H191ZM219 218H216V220L218 219L219 220V222L221 221V219H219ZM106 219H109L108 221H109V223H107V221H106ZM112 219V220H113ZM119 219V220H120ZM148 221H147V220ZM181 220H183L182 218H180ZM203 219V218H202ZM204 219H206L205 217H204ZM259 219V218H258ZM116 219H114L113 221L114 222H116L115 221ZM162 220V219H161ZM161 220H160V222H161ZM180 220V222H182ZM209 220H211L210 222H209ZM138 221L136 220V221H134L133 220V222H137L138 223ZM183 221H186V219L184 218V220ZM191 221L193 222V224L191 223ZM118 222V221H117ZM122 222V221H121ZM127 222V221H126ZM129 222V221H128ZM139 222H141V220L139 221ZM214 222H216V221H214ZM218 221H217V223H219ZM252 222V221H251ZM254 222V221H253ZM132 223V222H131ZM157 223H155L156 224V226H157ZM184 223H182V225H184ZM187 223V224H186ZM189 223V224H188ZM202 223V222H201ZM217 223H216V225H217ZM110 226H112V227H110ZM114 224H115V228L113 227L114 226ZM129 225H133L134 226V224H130V223H128ZM163 224V225H164ZM170 224V223H169ZM168 224V225H169ZM177 224H180L179 222L177 223ZM192 224V225H191ZM205 224V225H206ZM139 225H140V223H139ZM187 225H189V226H187ZM202 225V224H201ZM109 226V230L110 231H112V232H110L108 229H107V227ZM117 226H119V225H117ZM132 226V227H133ZM150 226V227H151ZM169 226H171V225H169ZM168 226V227H169ZM174 226H177L176 224L174 225ZM204 226V225H203ZM257 226V225H256ZM120 227L121 226H119V229H120ZM127 227V226H126ZM153 227V226H152ZM161 227H162V225H161ZM173 227V226H172ZM179 227V226H178ZM178 227L176 228H174V233H173V235L174 236H176L175 234H178V233H180V231H181V233H183L184 231V229L183 230H178ZM182 227V228H183ZM245 227V228H244ZM121 228V231H124L125 229H126V231L125 232H129V231H127V229H129V228H131V226L129 227V228H125V229H122ZM135 228V227H134ZM134 228L132 229V230H130V234L127 236V235H125V237L127 236V238L132 234V235H134L135 236V238H134V236H130L129 237V240L127 239L126 241H130V239H131V237H133L134 238V240L136 241V240H138L139 238L138 237H140L138 234H140V235H142V234H144V235H142L141 236V240H140V242L142 241V243H143V238H145V237H143V236H145V235H147L146 234V232H148L146 229H144L145 230V233H144V231H143V229H142V234L141 233H139V232H137L138 230H136V232L134 231ZM155 228V227H154ZM157 228V227H156ZM167 228V227H166ZM165 228V230H167ZM170 228V227H169ZM168 228V231H164V233H169V231H170V229ZM206 228H207V226H206ZM235 228H237L236 230H235ZM258 228V227H257ZM97 229V232L100 230H98ZM105 229L107 230L106 232H105ZM118 229V230H119ZM159 229L160 228H157V230H158V232H159ZM176 229V230H175ZM152 230H155V232H153ZM151 231H152V233L153 234H151V235H149V236H146V239L147 238H151L152 237V235H153V238L154 239H150V242H151V247H152V245H153V247L152 248H150V246H149V239L148 240H144V244L145 245H148V247H149V249H153L151 252H154V254H155V256H156V253H158L159 254V252H156L157 250L159 251V248H156V247H160L159 246V240L158 239H161L162 237H163V235H161L162 237H156V236H154V234L157 232V230L156 229H152ZM203 230V229H202ZM235 230V232H232V231H234ZM131 231H133V232H131ZM140 231V230H139ZM171 231H172V229H171ZM172 231V232H173ZM177 231V232H176ZM179 231V232H178ZM183 231V232H182ZM212 231H214V230H212ZM238 231V232H239ZM247 230H245V232H246ZM257 231V230H256ZM47 232V235L46 234H44V233H46ZM94 232V233H93ZM99 232H101V230L99 231ZM108 232H110V233H108ZM157 232V235L159 234ZM161 232V231H160ZM172 232H170L171 234H172ZM216 232H217V234H216ZM120 233H122V232H120L119 231V235H120ZM134 233H137V235L138 236H136V234H134ZM151 233V232H150ZM164 233H162V234H164ZM166 233V235H165V237L167 236V235H169V234H167ZM185 233V232H184ZM212 233V232H211ZM233 233V234H232ZM95 234V235H94ZM112 235V234H114L113 236H110V235ZM117 234V235H118ZM161 234V233H160ZM159 234V235H160ZM204 234V235H203ZM232 234V235H231ZM98 235V234H97ZM119 235H118V237H119ZM158 235V236H159ZM172 235V236H173ZM179 235V234H178ZM184 235V234H183ZM33 236H35L36 237V242L33 240ZM86 236L88 237H92V238H90V240L89 241H87V239H86ZM93 236H94V238H93ZM105 236V237H106ZM120 236H123V235H120ZM151 236V237H150ZM169 236H171V235H169ZM171 236V237H172ZM180 236H182V235H180ZM193 236V237H192ZM255 236V235H254ZM35 237H34V239H35ZM43 237H45L46 238V241L43 239ZM98 237H99V235H98ZM125 237L123 238V237H121V238H123L122 239V241H121V238L119 239V242H117L116 244L117 245H119V243H122L123 242V240L125 239ZM143 237V238H142ZM185 237H178V238H181V240L184 238V240L186 239ZM209 237V238H208ZM244 237V236H243ZM253 237V235L251 236V238ZM47 238L49 239V244H48V242H47ZM97 238V237H96ZM107 238V237H106ZM106 238H105V240H106ZM115 238H117V236L115 237ZM138 238V239H137ZM157 238V239H156ZM164 238V237H163ZM174 238V237H173ZM173 238H170V239H168V236H167V244L169 243L170 245H169V247L167 248V250L169 249V251L171 252L172 250H171V248L173 247L174 248V246H173ZM175 238H177V236L175 237ZM174 238V239H175ZM194 238V239H195ZM99 239V238H98ZM118 239H117V241H118ZM143 239V240H142ZM186 239V240H187ZM104 240V239H103ZM113 240L115 241L116 239H114L113 238ZM113 240H111V243H112V241ZM132 240V239H131ZM154 240V241H153ZM157 241V243H156V246H155V244H154V242H156ZM166 240V239H165ZM164 240V245L163 246H165V243H166V241ZM168 240H173L171 243L170 242H168ZM196 240V241H197ZM206 240V241H205ZM210 240H212V241H210ZM108 241V242H109ZM121 241V242H120ZM125 241V240H124ZM134 241V242H135ZM139 241V240H138ZM138 241L136 242V244L138 243ZM148 241V242H147ZM152 241H153V244H152ZM188 241V240H187ZM189 241H191V240H189ZM107 242V243H108ZM116 242V241H115ZM131 242V241H130ZM133 242V241H132ZM111 243H110V245H111ZM126 244L125 245H128L127 244V242H125ZM129 243V242H128ZM141 243V244H142ZM146 243H148V244H146ZM185 243H187L186 241H185ZM184 243V244H185ZM196 243V244H195ZM201 243V245H199ZM238 243V242H237ZM236 243V244H237ZM51 244L52 245H54V247L51 249V253H50V255H49V253L47 252V250H46V248L44 247V245L47 247V246H51ZM109 244V243H108ZM114 244V243H113ZM112 244V245H113ZM161 244H163L162 242H160V245ZM166 244V245H167ZM176 244H181L180 246L182 247V241H181V243L179 242V243H174V245H176ZM105 245H106V242H105ZM110 245H108L109 247V249L108 250H110ZM111 245V246H112ZM116 245V246H117ZM130 245V244H129ZM128 245V246H129ZM158 245V246H157ZM172 245V246H171ZM241 246V243L239 242L238 243V245H235V246H238V247H240ZM103 246H104V244H103ZM123 246H124V244H122L121 245V248H120V245L118 246V251H119V248H120V250L123 248ZM133 245L131 244V247H132ZM162 246V247H163ZM168 246V245H167ZM113 247H115V246H113ZM113 247H111V250H112V248ZM127 247V246H126ZM135 247V246H134ZM134 247H133V249H134ZM147 246H145V247H143V245H142V247L141 248H143L142 249V251L144 252V253H146V255L148 256H146V255H144V254H141L140 252H142L141 251V249H140V245L138 244V248H139V252H137V250L136 251H134L133 250V253L134 254H132V257H136V255H137V257H139V255L138 254H141L140 255V257H142L143 255L144 256H146V257H142V258H140L139 257V259H140V261H139V263H143L142 262V259L143 258H151L150 260L149 259H147L149 262L147 263V261L145 260V263H147V264H151V262H153L152 261V255H154V254H151V253H148L147 254V251L148 252H150L147 248H148ZM176 247V246H175ZM201 247V248H202ZM217 247H219V248H217ZM50 248V247H49ZM117 248V247H116ZM128 248V247H127ZM156 248V251L154 250ZM163 248H165V247H163ZM162 248V249H163ZM177 248V247H176ZM175 248V249H176ZM178 248H179V250L181 249L180 247H179V245H178ZM185 248V249H184ZM193 248H191V249H193ZM207 248V249H206ZM106 249V248H105ZM106 249V250H107ZM114 249V248H113ZM129 249V248H128ZM131 249V248H130ZM147 251H146V250ZM188 250V248H186V247H182V249H181V252L180 253H182V250ZM193 249V250H194ZM197 249V248H196ZM105 250V251H106ZM110 250V251H111ZM115 250H117V249H115ZM114 250V251H115ZM160 250H161V248H160ZM186 250V251H187ZM207 250V251H206ZM113 251V250H112ZM111 251V252H112ZM131 251V250H130ZM130 251L128 250V252H129V254H130ZM146 251V252H145ZM162 251V250H161ZM163 251H164V249H163ZM189 251V250H188ZM201 251L202 252H204L203 254H201ZM120 252V251H119ZM118 252V253H119ZM136 252H137V254H136ZM142 252V253H143ZM191 252V251H190ZM189 252V254H191ZM197 251L195 250V253H196ZM239 252V250L237 251V253ZM241 252V254H243L244 252L243 251H240ZM240 252L236 255L238 258H241L242 259V255L240 254ZM243 252V253H242ZM81 253H83V255H81ZM108 253H109V251H108ZM117 253V252H116ZM115 252L113 253V255H115L116 254ZM160 253H162V252H160ZM169 253V252H168ZM177 253H178V250H177ZM198 253V252H197ZM196 253V255H193L194 254V251H193V254H191L190 256H191V258H192V256H193V258L191 259V258H189L188 256H189V254H187L188 256H186V257H188L190 260H192V261H190L189 259L188 260H186L187 258L184 256L182 259H181V257L183 256H181L180 257V259H178V263L180 264H185V263H187V261H188V263L187 264H194V263H196V262H194V261H196L195 259H194V256H198L199 254H197ZM106 254V253H105ZM109 254H111V253H109ZM124 254V253H123ZM151 256H150V255ZM171 254H173L172 252H171ZM176 254V253H175ZM179 254V253H178ZM183 254V253H182ZM186 254V253H185ZM84 255H85V257H84ZM113 255H112V257H113ZM122 255V254H121ZM167 255V254H166ZM166 255H164V256H166ZM204 255V256H205ZM244 255V254H243ZM47 256V257H48ZM104 256H106V255H104ZM103 256V257H104ZM118 256H120L119 254H118ZM125 256V255H124ZM131 256V255H130ZM150 256V257H149ZM158 256V255H157ZM167 256H169V255H167ZM171 256V255H170ZM178 256V255H177ZM200 256H198V258L200 257ZM241 256V257H240ZM107 257V256H106ZM105 257V258H106ZM115 258H118L119 259V257H116V256H114ZM114 257H113V259H114ZM132 257H129L128 256V259H129V261H128V259H126L127 260V263L128 262H130V258H132ZM136 257V258H137ZM154 257V256H153ZM195 257V258H196ZM264 257V256H263ZM262 257V258H263ZM109 258H110V256H109ZM125 258H127V253H126V257ZM154 258H156V257H154ZM162 258V256H160V258L159 259H161ZM168 258V257H167ZM174 258H177V257H171V258H169V260L168 261H170V259L171 260H173ZM203 258V257H202ZM201 258V259H202ZM206 258V257H205ZM205 258H203V259H205ZM233 258V257H232ZM236 258V257H235ZM252 257H250V259H251ZM261 258V259H262ZM107 259H108V257L106 258V261H107ZM121 260H122V257L120 258ZM134 258H132V260H133ZM165 259V258H164ZM163 259V260H164ZM183 259H184V261H185V263H184V261H183ZM194 259V260H193ZM202 259V261H204ZM234 259V258H233ZM241 259H239V260H241ZM243 259H244V256H243ZM245 259H246V257H245ZM253 259V258H252ZM252 259H251V261H249V257H248V261H249V263H252ZM259 259V258H258ZM111 260V259H110ZM137 261H138V258L136 259ZM144 260V259H143ZM154 260V259H153ZM162 260V259H161ZM161 260H160V264H162L161 263ZM166 260V259H165ZM180 260H182V262L180 261ZM205 260H207V259H205ZM254 260H255V256H254ZM253 260V262H255ZM264 260V259H263ZM47 261V262H46ZM80 261V262H79ZM116 261H117V259H116ZM120 260H118V262H119ZM151 261V262H150ZM156 261H158V260H156ZM168 261L166 260V264L168 263ZM177 261V260H176ZM175 261V262H176ZM180 261V262H179ZM190 261V262H189ZM198 261H199V259H198ZM201 261V260H200ZM199 261V263H201ZM208 261V260H207ZM245 261V260H244ZM247 261V260H246ZM245 261V262H246ZM258 261V260H257ZM105 262V261H104ZM108 262V261H107ZM124 262H126V261H124ZM134 262H135V259H134ZM175 262H173V263H175ZM192 262H194V263H192ZM263 262V263H262ZM114 262H112V264H113ZM126 263V264H127ZM138 263V262H137ZM136 263V264H137ZM154 263V262H153ZM156 263V262H155ZM154 263V264H155ZM247 263V262H246ZM260 263H262V264H264V261H262L261 260V262H256V263H254V264H260ZM116 264V263H115ZM120 264V263H119ZM121 264H122V262H121ZM125 264V263H124ZM129 264V263H128ZM133 264V263H132ZM135 264V263H134ZM144 264V263H143ZM157 264H158V262H157ZM169 264H171V263H169ZM253 264V263H252Z\"/></svg>",
    "mask_w": 264,
    "mask_h": 264
},
{
    "label": "rangeland",
    "instance_id": "obj_2",
    "mask_svg": "<svg viewBox=\"0 0 264 264\" xmlns=\"http://www.w3.org/2000/svg\"><path fill=\"white\" fill-rule=\"evenodd\" d=\"M22 1V2H21ZM84 1H86L87 2V0H84ZM83 0H2V2L0 3L1 5H0V27L1 26H7L6 27V29L7 30H9V40H8V45H7V48H6V53L8 54H6V62L4 63V68H5V70H6V68H7V71H6V73L9 71V70H11L12 72H10L9 71V73H7V81H8V79L10 80V82H11V84L10 83H8L9 85H10V87H11V90H10V92L11 93H9L8 95H7V98H8V100H10V99H12L13 97V99H14V102H12V101H10L9 102V107H7V113H8V119H11V122H14L15 120V123H12V124H10V130H11V132H14L15 133V135H16V133L17 132H15V130H14V127L16 128V126H17V128H16V130L18 129V127H19V131H20V133H18V136L16 137V138H14L15 139V141L13 142L12 141V146H14V147H12V149H14L16 146H18V144H24V146L22 145L21 147L23 148V150H25L26 151V149H27V147H28V149H32L31 151L33 152V149L36 147V146H38V145H36V141H37V139H38V132L37 131H35V130H37V126H39L40 124H42L43 123V126H44V128H41L42 130V132H43V134H44V136H46V135H48V134H46V132L47 133H49L50 131H52L51 130V128L52 127H57L58 128V126H57V123H58V125H59V128H60V125L62 126V124L60 123L59 124V122L58 121H60L61 120V118H63L64 120H67V121H70V120H72L73 122H70L71 123V126H72V128H71V126H69L68 127V129L69 128H71V132H72V136L74 137H71L69 140H67L66 141V144L64 145L63 144V146H62V148H61V150L59 151V152H57L58 151V149L59 148H56L55 149V147H57V145L56 146H54V147H52L53 148V151L51 150V148H49V152H51L52 151V155L54 156L55 155V160L53 159L54 157H52V160H54V162H55V166H54V171L55 170H58V172L60 171V173H61V175H59L58 176V180H57V182H59V180H60V184H62V182H63V180L62 179H64V181L66 182V181H68L69 182V179H72V175H71V177H70V174H74L75 173V178H73V179H76L75 181L73 180L72 181V183L73 182H77L78 181V184L76 185H72L73 186V188L75 189V191H76V193L77 192H82L84 189V191L86 192V190L88 189V185H86L85 186V184H87V182H89L90 180H94L95 179V176H93L92 174L94 173V171L92 172L91 170V172L92 173H90V175H89V170L85 167V163H86V160H84V158H83V156H82V161H77V159L79 158L80 159V157L81 156H77L76 157V155H74V154H78L77 153V150L78 149H80V147L81 148H83V150H84V147H86L87 148V145H88V143H86L85 141V138H87L88 137V139H87V142H89L88 140H90L91 138V136L90 135H92L93 133H91V131L93 132V131H96V132H94V134L92 135V140H91V142L89 143V145L90 144H92V143H97V144H95L97 147L99 146V145H101L102 147L103 146H105V143H106V139L107 138H105V136L106 137H108V134H109V132H110V127H112V122L113 121H111V120H113V116L115 115V114H113L115 111H114V102H112L111 101V99L110 100H108L109 99V97L108 96H106V95H104V94H107V93H109V89L108 88H110L109 86L110 85H112V83H114L113 84V86H114V88H116L115 90V96L117 97V99H118V101L121 103V106H124V105H126L127 104V106L125 107L124 106V108L122 107V109H125V108H127L128 106H129V104L131 103V101H133L136 97H137V95H138V92H139V95H140V90L141 89H143V87L145 88V87H148V86H150V84L152 83L153 85H154V83L156 82L155 80L157 79V82H156V84L158 83V85H155V87L157 86V87H159V85L161 84V86H160V88H158L159 90L157 91V92H159V93H156V94H158V96H156L155 98H153L154 100H153V102L149 105L150 107H148V110H149V112L147 113V114H149V121H148V119H146L145 120V122L146 123H144V128H147L148 129V133L147 134H151V135H148L147 136V134L145 133V138H147V141L150 139V138H152L153 136L152 135H154L155 133H156V136L154 137V138H158V140H154L155 141V144H154V142H153V144L154 145H150V144H148V142L147 141H145L146 139L144 138V136H143V138L142 139H145V140H143V143H144V141L146 142V144H148L147 146H148V148H150V146H153V148L151 147V149H148V150H145L144 149V147H147L145 144H144V146H143V149L145 150V156H146V158H147V154H146V152H150V154L148 155L149 157L146 159V160H150V161H153L152 163H154V164H152V163H148V162H150V161H146V163H148L147 164V167L145 166L146 165V163L143 165V166H145V169H147L148 171H146V170H144V168L143 167H141V168H143V169H141V171H146L143 175H145L146 176V174L148 175L147 176V178L149 177V179H150V177H151V175L153 176V177H151V181H152V178L154 179L153 180V183H155L156 181H157V179H159V178H157V177H155V174L157 175V173L156 172H159L158 174H160V176L162 175V179H163V177H164V174H165V178L168 180L169 178L171 179V175H173V177H172V179L173 178H176V179H178L181 183H184V182H186V184H180L179 183V185L177 184L179 181L178 180H174L173 179V181L172 180H170L171 182H173L172 184H173V186H174V184H175V186L173 187H170V190L172 189V190H174L175 189V191H179V189H182L181 187H182V185L184 186H188V187H185L184 186V188L183 189H185V188H190V186H193L194 185V181H195V178H193L194 180H192V182H191V179L189 178L190 176H191V174L189 175V177H187V176H185L184 177V179L187 177L188 179H190V181H186V180H184L183 179V182L179 179V178H177V176H180L181 177V179H182V177H183V175H184V173H188V168H189V165L191 164V161L192 160H195L196 158V160H199L200 159V156H199V154H200V151L199 152H197V150H199V149H197L196 150V148L198 147L197 145H199L200 143V147L199 148H201L202 147V143H203V148H207L208 150H213L214 148L216 149L217 148V145H218V138H212V139H210V138H203V136H205V135H208L209 134V132L211 131V130H213V124H211L210 126H208V129H209V127L210 128H212L210 131L208 130V132H205V131H203L204 133H205V135H203L202 137H201V135L202 134H204L203 132H202V134L201 135H198V134H200V133H197L198 131H197V129L199 128L200 129V127H202V128H205L206 129V127L204 126H202L204 123L203 122H206V124L207 123H209V121H208V119H209V116L208 117H206L207 115H209L210 114V112H208L207 110L209 109V105L212 107V106H214L213 107V110L211 109H209V111H215V109L216 110H222L223 108H221V107H216V105L218 104V101H217V99L215 98V99H213V100H209L208 102H206L205 101V99L203 98L204 96L203 95H198L197 94V92H195V94H197V95H194V93H193V91H196V88H193V86H192V84L191 83H188V84H186V82L184 83L183 82V80L181 79V78H179L178 80H176L175 82H174V84H172L171 86L169 85H167L168 83H166L163 87H162V85L165 83V82H167L165 79H167L168 77V75H169V72L171 71H173L172 73H176V72H178V73H180L179 71L181 70H183V64L185 63V66L189 63L188 61H189V59L188 58H184V62H183V60L181 59H179L180 57L182 58V57H184L183 55H181L179 58H178V56L176 57V58H178L179 60H175V61H167V60H165L166 58H163V54H165V52H163L164 51V49L165 48H168V44H167V41H166V39H170L171 38V31H170V29L169 28H166L167 26L164 24V23H161V22H164V20H163V18L162 17H160V18H162L161 20L158 18V15H157V13H155L156 11H157V9L158 8H160L159 6H161V3H162V5L164 4V3H166L168 0H116V1H114V3L112 2L113 0H106L105 2H107V1H109L108 2V6H105V5H107V4H104L105 2H103L104 0H97V1H99V3L101 2V5H103V7H104V9H103V7L100 9V10H98V12H97V9H95V5H94V1L93 2H90L89 0V4L88 3H86V4H84L85 2H84ZM126 1V2H125ZM182 1V0H181ZM184 1V0H183ZM186 1V0H185ZM184 1V2H185ZM198 1V0H197ZM200 1V0H199ZM84 2V3H83ZM95 2H96V0H95ZM111 2V3H110ZM121 2H122V4H123V2H124V6H126L127 7V5H128V10L130 11V10H132V11H134V14L136 15V16H138V18L141 20V26H142V29L139 31H137V30H134V31H127V33H125V31H123V33L122 32H117V33H115V35H113L114 36V39H113V41H112V38L113 37H111V40L109 39V40H107L106 42H103L104 43V45L102 44V43H99V44H97L98 42L97 41H95V40H91V35L92 34H94V32L96 33V32H99L100 31V29H98L97 27H99V28H101L100 26H102L103 24H104V19H109V18H111L112 16H114V15H116V12H117V8L119 7V5H122L121 4ZM158 2V3H157ZM189 2H190V0H187L184 4L185 5H183V6H185L184 7V10L187 12V11H189V10H192L194 13L196 12V14H197V11H199V9L198 8H194V7H196L194 4H192L191 5V3H192V0H191V3L189 4ZM78 3V4H77ZM82 3V4H81ZM92 3V4H91ZM98 3V2H97ZM103 3V4H102ZM119 3V4H118ZM127 3V4H126ZM188 3V4H187ZM197 3V2H196ZM200 3V2H199ZM84 4V5H83ZM157 4V5H156ZM3 5V6H2ZM86 5V6H85ZM90 5V6H89ZM159 5V6H158ZM80 6V7H79ZM91 6H95V7H92L91 8ZM155 6V7H154ZM157 6V7H156ZM192 6H193V8H192ZM146 7V8H145ZM80 8V9H79ZM94 8V9H93ZM155 8V9H154ZM190 8V9H189ZM192 8V9H191ZM103 9V10H102ZM136 9V10H135ZM153 9V10H152ZM189 9V10H188ZM24 10V11H23ZM138 10V11H137ZM145 10H146V12H145ZM150 10V12H147V11H149ZM151 10H152V12H151ZM196 10V11H195ZM153 11H154V13H153ZM192 11H190L191 12V17H193L194 15H196V14H194L193 16H192ZM145 12V13H144ZM190 12H188V14L190 13ZM21 13V14H20ZM98 13V14H97ZM111 13V14H110ZM19 14V15H18ZM40 14H42V15H40ZM43 14H44V16H43ZM78 14H80V15H78ZM95 14V15H94ZM114 14V15H113ZM151 14H152V16H151ZM154 14H156V15H154ZM82 15V16H81ZM102 15V16H101ZM112 15V16H111ZM76 16H77V18H76ZM80 16V17H79ZM101 17V18H99L98 19V17ZM105 16V17H104ZM151 17V19L149 18V17ZM155 18H157V19H155ZM16 17V18H15ZM37 17H39V19L37 18ZM41 17V18H40ZM47 17V18H46ZM56 17V18H55ZM96 17V18H95ZM104 17V18H103ZM196 17V18H195ZM197 17L198 16H194V18H193V20L195 21H189V23H188V25H187V29H186V31H188V29H190L191 28V30H190V32L189 33H191V31H192V33L193 34H191V35H195L196 34V31H197V33H200V32H198V31H200V29H199V26L200 25H198V23H199V20H196L197 19ZM5 18V19H4ZM23 18V19H22ZM146 18H148V19H146ZM154 18V19H153ZM46 19V20H45ZM146 19V20H145ZM100 20V21H99ZM147 21V22H145V21ZM157 20H160V21H157ZM43 21V22H42ZM56 21V22H55ZM75 21H77L76 23H75ZM98 21V22H97ZM103 21V22H102ZM158 23H157V22ZM197 21H198V23H197ZM42 22V23H41ZM54 22V23H53ZM191 22V23H190ZM194 23V25L196 26V24H197V26H196V29H195V26L194 25H192L191 27L189 26V24H193ZM30 23V24H29ZM37 23H38V25H37ZM58 23L60 24V25H58ZM79 23V24H78ZM97 23V24H96ZM99 23H101L102 25H100ZM196 23V24H195ZM67 24V25H66ZM72 24V25H71ZM95 24V25H94ZM30 25V26H29ZM64 25V26H63ZM77 26V30H82V34H83V36H86V37H83L82 36V34L80 33V35H79V32L77 31V30H75L76 28V26ZM81 25V26H80ZM60 26H61V29L59 30L60 31V33L61 32H63L62 34H60L59 33V31H58V29L60 28ZM66 26V27H65ZM96 26V27H95ZM46 27V28H45ZM72 27V28H71ZM194 27V28H193ZM44 28V29H43ZM64 28H65V30H64ZM67 28H69V30L67 29ZM75 28V29H74ZM80 28V29H79ZM88 29V30H83V29ZM192 28H193V30H192ZM63 29V30H62ZM66 29H67V31H66ZM97 29V30H96ZM197 29H199V30H197ZM90 30V31H89ZM99 30V31H98ZM169 30V31H168ZM16 31V32H15ZM21 31V32H20ZM55 31H57L58 33L57 34H59L58 36H59V38H58V36H56L57 34L55 33ZM66 31V32H65ZM94 31V32H93ZM115 31V30H114ZM137 31V32H136ZM49 32V33H48ZM70 32H73V33H70ZM74 32H76V33H74ZM84 32V33H83ZM85 32H86V34H85ZM89 32V33H88ZM93 32V33H92ZM136 32V33H135ZM64 33H67V35L69 34V36H67L66 34H64ZM78 33V36L77 35H74V34H77ZM48 34V35H47ZM55 34V35H54ZM64 34V35H63ZM72 34H73V38H72ZM85 34V35H84ZM88 34L90 35V37L88 36ZM119 34H121V35H119ZM124 36H123V35ZM134 34V35H133ZM62 35V36H61ZM70 35H71V39L68 41V44H70V46L69 47H67V51L65 52V56H67V60L66 61H68L69 60V66L67 67L68 69V71H69V73H70V75H68L67 74V72L68 71H66V67H64V68H62L61 69V72H62V70H65V72H66V74H67V77H68V79H70V84L68 83L69 82V80H67L66 78V75H64V73L62 72V74L64 75V77H63V75L61 74L60 76H57V74H55L53 77H52V80H50V85L52 86V88L51 87H49V91H48V93H47V95H45V94H43L42 92L43 91H41V89H42V87L41 86H43V84H44V82H45V80H44V77L45 76H48L49 74H50V68L52 67V63L51 62H53V61H55L56 59H58L59 58V56L58 55H61L60 54V51H59V48L60 47H62V42H64L65 40H67V39H65V37L64 38H61V37H63V36H67V37H70ZM42 36V37H41ZM49 36H50V40L48 39L49 38ZM52 36V37H51ZM61 36V37H60ZM75 36H77V37H75ZM80 36V37H79ZM141 36V37H140ZM14 37V38H13ZM54 37V38H53ZM66 37V38H67ZM80 39H79V38ZM119 37H120V39H119ZM131 37V38H130ZM133 37V38H132ZM170 37V38H169ZM57 38V39H56ZM61 38V39H60ZM75 38H77V39H75ZM84 39V41H87V40H89V39H87V38H90V40L89 41H87V42H83V39ZM115 38H116V40H115ZM130 38V39H129ZM52 39V40H51ZM60 40V42H61V44L60 43H58V44H60L59 45V48H57L56 47V45L55 44H57L56 42H54V40ZM64 39V40H63ZM74 39V40H73ZM3 40V38H2V35H1V32H0V42ZM12 42H11V41ZM114 40H115V42H114ZM126 40V41H125ZM129 40H131V41H129ZM165 40V41H164ZM74 41V42H73ZM92 41H95V42H93V43H91ZM117 41H120V42H117ZM58 42V41H57ZM76 42V43H75ZM122 42V43H121ZM126 42H127V44H126ZM165 42H166V44H165ZM174 42V39H172V45L174 44L173 43ZM2 43V42H1ZM53 43H55L54 45H53ZM72 43L73 44H75V46L74 45H72ZM106 43V44H105ZM112 43H114V44H112ZM26 44V45H25ZM52 44V45H51ZM57 44V45H58ZM94 44V45H93ZM100 44H102V45H100ZM118 44V45H117ZM107 45V46H106ZM116 45V46H115ZM121 45V48L119 47ZM126 47H125V46ZM224 43L222 44V46L224 47ZM53 46L55 47V48H57V50H54L55 48H53ZM73 48H72V47ZM101 46V47H100ZM104 46V47H103ZM118 46V47H117ZM123 46V47H122ZM221 46V48H222V50L223 51H225V53H226V50L227 51H229L233 46H232V42L231 41H229V42H227L226 43V49H225V47L223 48ZM10 47V48H9ZM72 48L73 50H71V51H74L75 53L73 54V52H72V55L70 56V49L69 48ZM107 47V48H106ZM112 47H114V48H112ZM77 48V49H76ZM97 48H98V50H97ZM105 48V49H104ZM109 48V49H108ZM173 49H174V46L172 47ZM257 48V50H259L260 52H261V50H260V48H259V46L258 47H256ZM60 49H62V48H60ZM81 49V50H80ZM126 49V50H125ZM162 49H163V51H162ZM263 49V48H262ZM52 50H53V52L54 51H56V53H58L57 54V56L58 57H56L55 56V58H52V56H51V58H49L50 57V55L52 54H54V53H52ZM107 50V52H105ZM113 50H115V52L113 53ZM119 52H118V51ZM122 50V51H121ZM46 51V52H45ZM181 51H183V50H181ZM44 52V53H43ZM69 52V53H68ZM81 52V53H80ZM94 52H95V54L96 55H94ZM107 54H105V53ZM118 52V53H117ZM123 52V53H122ZM229 52H231L230 54H232V50L231 51H229ZM69 55H68V54ZM113 53V55H111ZM264 50L261 52V58H263L264 57ZM78 54H79V56H78ZM228 54L229 53H227V56H228ZM229 54V55H230ZM234 54H236V52L234 53ZM92 55H94V56H97V57H95V59H93L94 58V56H92ZM98 55H99V57H98ZM92 56V57H91ZM105 56V57H104ZM263 56V57H262ZM9 57V58H8ZM70 57H73V58H70ZM48 58V59H47ZM69 58V59H68ZM79 58V59H78ZM92 58V59H91ZM97 58V59H96ZM100 58V59H99ZM29 59V60H28ZM48 61H47V60ZM53 60V61H49V60ZM78 59V60H77ZM188 61H187V60ZM27 60V61H26ZM38 60V61H37ZM91 60V61H90ZM95 60V61H94ZM96 60H98L97 62H96ZM101 60V61H100ZM233 60V58H229L228 59V61H232ZM26 61V62H25ZM29 61V62H28ZM72 61H73V63H72ZM76 61H78V62H75ZM103 61V62H102ZM167 61V62H166ZM227 61V62H228ZM34 62V63H33ZM92 62H93V64H92ZM96 62V63H95ZM198 62V63H197ZM196 63V65H198L199 64V62H201V61H197ZM26 63H28V64H26ZM39 63V64H38ZM226 63V62H225ZM49 64H50V66H49ZM67 64V63H66ZM66 64H65V66H66ZM73 64V65H72ZM92 64V65H91ZM97 64H102V66H103V68H102V66H100V65H97ZM163 64H165L164 66H163ZM27 65V66H26ZM75 65V66H74ZM84 65V66H83ZM107 65V66H106ZM200 65V64H199ZM21 66H23V67H21ZM47 66V68H45L44 69V67H46ZM49 66V67H48ZM64 66V65H63ZM88 66V67H87ZM106 66V67H105ZM165 66H166V69L169 71V72H166L167 70L165 69ZM168 66V67H167ZM184 66V67H185ZM9 67V68H8ZM84 67H85V69H84ZM102 68L103 69V71H104V73L105 74H103V76L101 75L102 73H103V71L101 70V69H99V68ZM261 66H259L258 68H259V71L258 70H256V67H255V71H257V72H259V73H264L263 72V70H262V72H260V70H261V68H260ZM70 68V69H69ZM74 68V69H73ZM82 68H83V70H82ZM87 68H89V69H87ZM111 70H110V69ZM182 68V69H181ZM41 69V70H40ZM42 69L44 70V73H43V75L45 74V72H49V73H47L46 75H44V77H42V80H44V82H42V84H41V86H40V83H39V86L37 85L36 86V83H38V82H35V86H34V79H35V77H36V70H38V73H42ZM49 70V71H46V70ZM164 69L166 70V71H164ZM206 69H208V68H206ZM18 70V72H16ZM23 70V71H22ZM73 70V71H72ZM86 70V71H85ZM89 70H90V72H89ZM95 70V71H94ZM99 70L102 72L100 75L102 76H98L99 74H98V72H99ZM124 70V71H123ZM143 70V71H142ZM27 71V72H26ZM72 71V72H71ZM108 71H110V72H108ZM119 71V72H118ZM176 71V72H175ZM224 71V70H223ZM23 72V73H22ZM92 72V73H91ZM121 72V73H120ZM143 72V73H142ZM219 72H221L220 73V75H219ZM217 74H218V76H219V79H221V74H222V71H219ZM257 72H255V74L257 73ZM12 73V74H11ZM14 73V74H13ZM20 73H22V74H20ZM33 73V74H32ZM74 73H75V77H76V80H74L73 79V76H74ZM77 73V74H76ZM88 73V74H87ZM94 73V74H93ZM119 73V74H118ZM177 73V74H178ZM224 73V72H223ZM259 73H257V74H259ZM18 74V75H17ZM79 74V75H78ZM80 74H82V75H80ZM84 74V75H83ZM90 74H92V75H90ZM112 74V75H111ZM217 74H216V77H218L217 76ZM10 75V76H9ZM27 75H29V76H31L30 77V79H33V84H32V82H31V86H34V87H31L29 90L30 91H33V93H34V96H33V93H29V92H27L28 91V88L29 87H27V85H25L26 83H27V81H26V76ZM59 75V74H58ZM73 75V76H72ZM78 75V76H77ZM121 75H122V77H121ZM222 75H224L225 76V73L224 74H222ZM39 76H40V74H39ZM39 76L37 77L38 78V80L37 81H41V79L39 80ZM57 76V77H56ZM62 76V77H61ZM71 76V77H70ZM84 77L83 79H82V77ZM86 76V77H85ZM87 76H88V78H87ZM94 76H95V78H94ZM120 76V77H119ZM223 76V77H224ZM10 77V78H9ZM28 77V76H27ZM40 77V78H41ZM93 77V78H92ZM112 77V78H111ZM154 77H156V79L154 78ZM56 78V79H55ZM64 78V79H63ZM123 78V79H122ZM29 78H27V80H28ZM29 79V80H30ZM60 79V80H59ZM62 79V80H61ZM89 79V80H88ZM98 79H100V82H98L99 80ZM120 79V80H119ZM131 79V80H130ZM218 79V78H217ZM87 80L90 82V83H86V86H84L83 87V85H84V81H86L87 82ZM91 80H92V82L94 83H91ZM101 80H103V82L101 81ZM153 80H154V82H153ZM182 80V81H181ZM56 81V82H55ZM76 81V82H75ZM80 81V82H79ZM82 81V82H81ZM98 82V83H100V84H98L97 83V85H100V86H98L97 88H102V90L104 91H101L100 90V92H99V89H97V88H95L96 87V83L95 82ZM17 82V83H16ZM61 82V83H60ZM63 82H64V84H63ZM68 84V85H70V86H68L66 83ZM71 82H73V83H71ZM110 82H112V83H110ZM120 82H122V83H120ZM119 83V84H118ZM130 83V84H129ZM148 83V84H147ZM150 83V84H149ZM182 83V84H181ZM28 84H30V83H28ZM62 85V86H59V85ZM78 84V85H77ZM82 85V88H81V85ZM90 84H92V85H90ZM118 84V85H117ZM186 84V85H185ZM191 84V85H190ZM9 85H8V87H9ZM18 85V86H17ZM103 85V86H102ZM108 85V88L106 87ZM145 85V86H144ZM147 85V86H146ZM29 86V85H28ZM72 86V87H71ZM79 86V87H78ZM92 88H91V87ZM118 86V87H117ZM128 86V87H127ZM152 86V85H151ZM182 86V87H181ZM9 87V88H10ZM18 87V88H17ZM36 87V88H35ZM65 87H68V88H65ZM88 88V89H86V88ZM104 87V88H103ZM155 87H153V88H155ZM185 87V88H184ZM73 88V89H72ZM85 89V90H88V93L84 90H82L81 91V89ZM94 88L95 89H97V91H95L96 92V94L99 92L100 94H95V92L93 93V91H94ZM112 88V87H111ZM188 90H187V89ZM13 89V90H12ZM35 89V90H34ZM51 89V90H50ZM66 91H65V90ZM74 89H76V90H74ZM156 90H157V88H155ZM154 89V90H155ZM17 90H18V92H17ZM43 90V89H42ZM62 90V91H61ZM89 90H90V92H89ZM93 90V91H92ZM108 90V91H107ZM72 91H76L75 92V94H73L74 92H72ZM77 91H78V93L79 94H81V95H79V94H77ZM107 91V92H106ZM113 91V90H112ZM112 91H110V93H112L111 94V96H113V92ZM167 91V92H166ZM189 91V92H188ZM13 92V93H12ZM23 92V93H22ZM41 92V93H40ZM84 92H85V94H86V96H85V94H84ZM92 92V93H91ZM101 92H103L102 94H101ZM188 92V93H187ZM17 95H16V94ZM28 93H29V96H27V99H32V101H33V97H35V101H38V103H36L35 101V103L37 104H35L36 105V110H38V111H35L36 112V114H35V112H31L30 110H29V108L26 106V103H25V101H26V99H24V98H26L25 96H26V94L28 95ZM38 93V94H37ZM191 93H192V95H191ZM219 93L220 92H218L217 94H215V97H217L218 95H219ZM42 96H41V95ZM84 94V98H82L83 99V101L81 100V102L82 103H80V96H82ZM90 94V96H92V95H94L95 96V100H93V98H89V101H88V96L87 95H89ZM92 94V95H91ZM155 94V95H156ZM167 94V95H166ZM190 94V95H189ZM16 95V96H15ZM37 95V96H36ZM48 95H50V96H48ZM73 95V96H72ZM77 95V96H76ZM135 97H133V96ZM136 95V96H135ZM162 95H164V97L162 96ZM166 95V96H165ZM185 95H186V97L188 96H190L191 98H193L192 96H194L195 98H197L198 99V101H197V99H195V101L197 102V103H199V105L197 106V103H196V105L194 104V102L192 101V100H194V98L193 99H191L190 97V101L192 102V103H190V101L187 99L186 100V97H185ZM41 96V97H40ZM55 96V97H54ZM76 96V97H75ZM103 96H105V99H104V97ZM111 96H110V98H111ZM131 96V97H130ZM163 98H162V97ZM199 96V97H198ZM203 96V97H202ZM38 97V98H37ZM44 98V100L46 99V102L47 103H44V102H39V101H41V99H43ZM79 97V98H78ZM98 97V98H97ZM48 98H50V99H48ZM75 98V99H74ZM76 98H78V99H76ZM87 98V101L85 100ZM108 98V99H107ZM202 98H203V100H202ZM40 99V100H39ZM48 99V100H47ZM113 99V98H112ZM25 100V101H24ZM72 100L73 101H75V104H76V102L78 103V104H80V105H84L83 104V102H89L88 104H86L87 106H86V108H85V105L83 106V108L81 107H78L79 105H75V107H71V105H74L73 103L74 102H72ZM92 100H93V103H92ZM125 100V101H124ZM172 100H174L173 102H171ZM22 101V102H21ZM128 101V102H127ZM206 102L207 104H205V103H202V104H204V105H201V102ZM27 102V101H26ZM125 102H127V103H125ZM11 103V104H10ZM14 105H13V104ZM20 103H23V105L22 104H20ZM24 103H25V105H24ZM91 103V104H90ZM111 103V104H110ZM176 103H178V104H176ZM20 104V105H19ZM70 104V105H69ZM92 104H94V105H92ZM212 104V105H211ZM21 105H22V107H21ZM42 105H46V106H42ZM52 105V106H51ZM89 105H90V107H89ZM200 105H201V107H200ZM208 105V106H207ZM21 108H20V107ZM41 106V107H40ZM93 106V107H92ZM113 106V107H112ZM199 107L200 108V110H198L197 109V107ZM205 107V109H207V110H205L203 107ZM13 107V108H12ZM44 107V108H43ZM46 107V108H45ZM54 107V108H53ZM55 107H57V108H55ZM68 107H71V108H69V109H74V108H76L77 107V112H78V110L80 111V112H82L81 110H84L83 111V114H82V116H78L79 115V113L78 114H76V112L74 111V110H70L71 112H73L72 114H69L70 113V111L69 110H67L68 109ZM9 108H10V110H9ZM25 108V109H24ZM39 108V109H38ZM50 108V111L51 112H49L48 111V109ZM94 108H96V110L94 109ZM150 108V109H149ZM201 108H202V110H201ZM42 109V110H41ZM87 110V112H85L86 110ZM194 109H197L196 111L194 110ZM20 110V111H19ZM23 110V111H22ZM27 110V111H26ZM44 110V111H43ZM60 110V111H59ZM67 110V111H66ZM89 110H90V112H89ZM153 110V111H152ZM258 109H256V111H257ZM12 111V112H11ZM24 111L26 112V113H24ZM34 111V110H33ZM50 113V114H48V112ZM62 111V112H61ZM92 111H94V112H92ZM152 111V112H151ZM197 111H198V115H197ZM201 111V112H200ZM205 111H207L208 112V114H207V112H205ZM22 112V113H21ZM28 112V113H27ZM41 112V113H40ZM67 112H68V115H67ZM75 112V113H74ZM96 112V113H95ZM204 112V113H203ZM261 113H259L258 111H257V113H256V115H258V116H256L255 114H254V118L252 119V118H249L248 120H247V118L244 120L243 118H241L240 116H238V114H233V115H231V122H233L234 123V126H236L237 128H235L236 129V131L235 132H239V133H237V135L235 134H233L234 136H232L233 137V139L235 140V138H236V140L234 141H232V142H240V143H238V144H234L233 146L236 148V150L235 149H231L230 148V151H227V153H230L229 155L226 153V159H225V163H224V165H225V167L228 169L229 168V173H231L230 175L232 176V171H233V177L235 176L236 177V175H238L239 177H241L240 176V174L242 175V173H245V172H248V173H245L246 174V176H248L249 175V169H251L250 167H252V169H251V171H250V173L252 172L253 173V170H255V169H257V170H255V173H258V170L259 169H261L260 171L262 172V169H263V173H264V163H262V160H264V124H262L261 125V122H260V126H258V121H256L257 120V117H260L261 115L260 114H262V111H260ZM10 113V114H9ZM62 113V114H61ZM66 113V114H65ZM90 113V114H89ZM92 113H94V115H92L93 117H95L94 119L93 118H91V119H89V116H91V114ZM259 113V114H258ZM264 113V112H263ZM13 114V115H12ZM28 114V115H27ZM29 114H30V116H31V118H30V116H29ZM40 114V115H39ZM47 114H48V118H47ZM54 114V115H53ZM81 114V113H80ZM88 114H89V116H88ZM152 114V115H151ZM194 114V115H193ZM202 116V119L200 118V115ZM207 114V115H206ZM10 115V116H9ZM12 115V116H11ZM26 117H25V116ZM45 115V116H44ZM55 115H57V116H55ZM59 115V116H58ZM65 115L67 116V117H69V115H72V116H70L72 119H70V117L69 118H65ZM86 115L88 116V118L86 117ZM177 115H179V116H177ZM206 115V116H205ZM263 115V114H262ZM38 116V118H37V120H35L36 119V117ZM39 116H40V118H39ZM44 116V117H43ZM54 116V117H53ZM62 116V117H61ZM151 116V117H150ZM228 116V115H227ZM264 116V115H263ZM18 117V118H17ZM23 117V118H22ZM46 117V118H45ZM50 117V118H49ZM52 117V118H51ZM56 117V118H55ZM57 117H59L58 119L59 120H56L55 121V119H57ZM79 117V118H78ZM86 117V118H85ZM112 117V118H111ZM148 117V116H147ZM177 117V118H176ZM16 118V119H15ZM22 118V119H21ZM28 118H30V119H28ZM82 118V119H81ZM84 118V119H83ZM208 118V119H207ZM234 118V119H233ZM13 119V120H12ZM22 121H21V120ZM33 119H34V121H33ZM47 119V120H46ZM70 119V120H69ZM85 119L87 120V122L85 121ZM93 119V120H92ZM237 121H236V120ZM241 121H240V120ZM20 120V121H19ZM24 120V121H23ZM233 120H235V121H233ZM28 123H27V122ZM56 123H55V122ZM62 121V120H61ZM85 121V122H84ZM111 121V122H110ZM203 121V122H202ZM17 122H19V124L20 125H18V123ZM21 122V123H20ZM23 122V123H22ZM24 122H26V123H24ZM32 122H34V124H32L31 125V123ZM51 122V123H50ZM64 122H66V121H64ZM64 122H62V123H64ZM80 122H82V124L80 123ZM84 122V123H83ZM92 122V123H91ZM262 122H263V120H262ZM46 123H48V124H46ZM68 123V122H67ZM67 123H66V125H67ZM70 123H69V125H70ZM72 123H73V125H72ZM79 123V124H78ZM111 123V124H110ZM229 124H230V122H228ZM233 123H231L232 125H233ZM17 124V125H16ZM22 124V125H21ZM24 124H26V126H24ZM45 124V125H44ZM56 124V125H55ZM81 124V125H80ZM91 124H95V125H91ZM202 124V125H201ZM230 124V125H231ZM27 125L29 126H33L34 125V127L36 128H34V129H31L30 131H28V132H30V134H32V132H33V130L36 132H33L34 133V135L33 136H30L29 134H28V132H27V134L26 133H24V130L23 129H21L22 127L24 128V129H27V128H29V127H27ZM49 125V126H48ZM51 125H52V127H51ZM53 125H55V126H53ZM150 125H151V128H149L150 127ZM196 125V126H195ZM205 125V124H204ZM207 125H209V124H207ZM42 126V125H41ZM73 126H75V127H73ZM76 126H78V127H76ZM93 126H94V128H93ZM96 126V127H95ZM198 126H200V127H198ZM215 126V125H214ZM238 126H239V128H238ZM63 127H66L65 125H63L61 128H63ZM81 127V128H80ZM154 127V128H153ZM198 127V128H197ZM231 127V126H230ZM230 127H226V128H228L229 130H231L230 129ZM260 127V128H259ZM12 128H13V131H12ZM31 128H33V127H31ZM47 128H49V129H47ZM60 128V130H62ZM78 128V129H77ZM83 128V129H82ZM94 129V130H91V129ZM197 128V129H196ZM201 128V129H202ZM225 127H223L222 129V131H220L219 132V130H221V129H219L218 130V132H219V135L220 134H222L221 135V137L223 138L224 136L226 137H224L223 138V140H222V138H221V140L223 141V143H224V141L227 139V141L228 142H230V140H232L231 138V136H226L228 133H230V132H226V135L224 134L225 133V131L227 130ZM232 128H234V127H232ZM53 129V128H52ZM77 129V130H76ZM154 129H155V131H154ZM215 129V128H214ZM224 129H225V131H224ZM238 129V130H237ZM17 130V131H18ZM27 130H29V129H27ZM54 130V132H56V131H58L59 129H53ZM74 130L75 131H82L81 132V134L79 135L80 136V138L82 139V137L85 135V138L83 139V142H84V144H83V142H82V140L81 139H79V138H76V140L78 141V140H81L80 142L81 143H79V141H78V146L77 145H75L74 143H72L73 144V146L74 147H76L75 149H73L74 147L72 146V144L70 143V141H72V139L74 140L75 139V134L77 133H75L74 132ZM109 130V131H108ZM229 130H227V131H229ZM248 130V131H247ZM26 131V130H25ZM45 131V132H44ZM145 131V132H146ZM150 131H153V132H150ZM214 131H216V129L214 130ZM224 131V132H223ZM233 131V133H235ZM245 131H247L246 133H245ZM250 131H252L254 134L255 133H258V134H256V135H254V137L255 136H257V138L255 139L254 137H251V138H253V140L251 139V138H248V136L250 137V134L252 133V132H250ZM257 131V132H256ZM158 132V133H157ZM222 132V133H221ZM96 133H98V134H96ZM99 133H101L100 134V137H103V138H105V140L104 139H101L100 137H99ZM154 133V134H153ZM176 134V136H175V134ZM208 133V134H207ZM250 133V134H249ZM55 134V133H54ZM96 134V137H97V141L99 140L100 142H97V141H95L96 139V137L94 136ZM172 134H173V136H172ZM243 134H246L245 135V137H243L244 135ZM12 135V134H11ZM10 135V136H11ZM26 135V136H25ZM142 135H144V134H142ZM158 135V136H157ZM185 135H186V137H185ZM240 135V136H239ZM28 136V137H27ZM78 135H76V137H77ZM93 136H94V138H93ZM149 136H150V138H149ZM152 136V137H151ZM175 136V137H174ZM179 137V143H180V145L179 144H177V145H179V147H180V150L179 151H181L182 153H180V152H177V150L176 151H173V150H175V149H178L177 148V146H176V148H174L175 146L173 145V142H174V140H175V138L176 137ZM236 136V137H235ZM242 136V137H241ZM253 136V135H252ZM34 137V138H33ZM35 137H36V140H35ZM98 137H99V139H98ZM181 137V138H180ZM230 138V140L228 139V138ZM235 137V138H234ZM19 138V139H18ZM24 138H27L28 140H26V139H24ZM29 138H33V140L35 141V143H32V141H31V139L29 140ZM149 138V139H148ZM156 138V139H157ZM183 138V139H182ZM239 138H240V140H239ZM242 138V139H241ZM244 138V139H243ZM26 140V142L25 141H21V140ZM142 139L140 140V141H142ZM168 139V140H167ZM173 139V140H172ZM185 139V140H184ZM246 139V140H245ZM63 140V139H62ZM61 140V141H62ZM159 140H162V142L161 141H159ZM163 140H165L166 141V143H168L169 145H170V143H172V148L170 147V149H168V150H171L172 149V151H170V152H172V153H168V152H165V154H164V152L162 151V150H160V148L158 147V146H160V144L161 143H163ZM170 140H172L171 142H170ZM177 140H178V138L175 140L176 141V143H177ZM184 141L183 142V144L180 142V141ZM239 140V141H238ZM242 140H245L244 142L242 141ZM95 141V142H94ZM151 141V140H150ZM165 141H164V144H166L165 143ZM32 144H31V143ZM72 142H74V141H72ZM104 142V143H103ZM157 142V143H156ZM158 142H161V143H158ZM170 142V143H169ZM62 143V142H61ZM70 143V144H69ZM75 143H76V141H75ZM103 143V144H102ZM139 143L140 142H138L137 144L139 145ZM142 143V142H141ZM221 144L222 145V147L224 146L225 147V145L227 144V142L225 141V143L224 144ZM31 146H33V148H29V146L30 145ZM70 146H69V145ZM87 144V145H86ZM93 144V145H94ZM136 144V145H137ZM175 144V143H174ZM29 145V146H28ZM86 145V146H85ZM89 145H88V149L89 150H92V145L89 147ZM150 145V146H149ZM163 145V144H162ZM160 146V147H163V146ZM169 145H165V149L169 146ZM176 145V144H175ZM181 145H183L182 147H181ZM188 145V146H187ZM227 145H229V144H227ZM226 145V146H227ZM80 146V147H79ZM84 146V147H83ZM139 146H142V144H140ZM138 146V147H139ZM156 146V147H155ZM185 146V147H184ZM190 146V147H189ZM197 146V147H196ZM230 146H232V144L230 145ZM233 146H232V148H233ZM18 147H20V146H18ZM72 148V150L70 151V148ZM96 147V148H97ZM101 147V148H102ZM229 147V146H228ZM25 148V149H24ZM38 148V147H37ZM69 148V149H68ZM100 148V147H99ZM134 148V147H133ZM159 148V149H158ZM169 148V147H168ZM187 148H190V149H192L191 151H190V149L187 151L186 149ZM194 148V149H193ZM210 148V149H209ZM242 148V149H241ZM16 149H17V147H16ZM69 151H68V150ZM77 149V150H76ZM87 149V150H88ZM103 149V151L102 152H100V151H98V150H96V149H94V150H96V151H98L99 152V154H97V156L95 155V153H96V151L94 152V155H92V156H94V162H93V165H92V168L93 169H95L96 167H98V164L100 163V162H98V164L96 163L97 161H102V156L104 155V148H102ZM135 149V150H134ZM133 150L134 151H138V150H140L141 149V147H140V149L138 148L137 149V146H136V148H134ZM158 151H157V150ZM162 149V148H161ZM182 149V150H181ZM184 149V150H183ZM202 149V148H201ZM218 149V148H217ZM216 149V150H217ZM225 149V148H224ZM15 150V149H14ZM65 150H66V152H67V154H69V152H71L69 155H67L66 157H64V155H66V152H65ZM86 150V149H85ZM84 150V151H85ZM86 150V151H87ZM88 150V151H89ZM100 150V149H99ZM133 150H131V153L133 154V156H136V155H134V152H133ZM142 150V149H141ZM138 151V156L139 155H142L144 152H142V151ZM161 152H160V151ZM163 150H164V148H163ZM167 150V149H166ZM165 150V151H166ZM215 150V151H216ZM228 150V149H227ZM232 150V151H231ZM85 151V152H86ZM87 151V152H88ZM93 151V150H92ZM156 151V152H155ZM194 151H196L194 154L196 155V153H199V154H197L196 156L194 155H191L192 154V152H194ZM214 150H213V153L215 152ZM245 151V152H244ZM64 153L65 152V154L63 155L62 153ZM89 152H91V151H89ZM97 152V153H98ZM139 152H140V154H139ZM152 152H154V153H152ZM163 152V153H162ZM175 152V153H174ZM185 153V155H184V153ZM188 152H189V154H188ZM208 152V151H207ZM207 152L206 151H204L203 153L205 154V158L204 157H201V159H203V160H200L201 162L203 161L204 162V164L205 165H203V167L205 166H207L206 167V170L204 169V168H202L201 170H203L204 169V173L206 174V175H208V176H206L205 174H203V176L205 177H207V178H205L206 180L208 179H211V180H209V183H208V180L205 182L204 181V183H206L205 185H204V183H203V176H202V178L201 177H199L198 176V179L200 178L201 180H199V182L197 181L196 183H197V185L200 183V181H202V183H203V185L201 186V184L202 183H200V186L202 187V188H206V190L205 189H202V191H201V193L198 191V193H196L195 191H197V190H201V187H199V189H198V186L196 185V187H193V188H195L194 190L195 191H192L193 190V188L191 189L190 188V192H189V196L190 195H194L195 193V195L193 196V197H195L196 195L198 196V198L197 199H200V200H198V203L199 202H201L202 204L204 203L205 204V206H204V204L203 205H201L200 204V206L198 205L197 207H199L200 208V210H198L197 209V207L195 208V205L196 204H193V200H191V199H194L192 196H190V197H192V198H190V197H187V196H185V194L187 193V191H186V193H185V191L182 189V190H180L181 191V193H182V191L184 192V193H182V195H180L181 196V199H180V196H178L179 194H181V193H178V195H177V192H175V191H173V192H170V194H168L169 196H168V198H170V200L169 199H167V200H165L164 202H162L161 201V196H159L158 198H156L157 196H156V194H158V193H156V194H154V196H156L155 198V200H158L159 198V200H158V203H157V201L155 202L156 203V207L153 205L152 206V204L151 205H149V203H151L150 201H148V199H147V201L146 202H149V203H146V202H144L143 203V201H144V199H143V192H142V195H140L139 197H141L142 196V199H143V201H138L137 199H141V198H138V196L137 197H135L134 195V193H136V194H138V193H141V191H139L140 189H142V191H144L143 190V188L142 187H140V188H138L139 187V180L136 178L135 179V181H134V177H131V179L134 181H132L131 183L130 182H128V180H130L129 178H125V179H127V181H125V179L124 180H117L116 179V181H115V183H114V187H113V195L116 193V192H118L117 194H115V195H117V196H119V198L117 197V199H118V204H117V199L115 198V197H113V200L112 201H114V203H112V205H113V207H111V209L113 208V209H115L116 207H114V206H116V204H117V206L119 207V205H121L122 204V206H125V207H127V208H124V209H127V212L130 214V212H131V214H130V216H132V217H130V216H128V218H132L131 219V221L128 219L127 220V218L125 217V216H127V212L125 213L124 212V210H122V207L120 206L119 207V209H118V207L115 209V211H116V214H114L115 215V218H114V216L112 215V214H109V215H112V219L114 218V219H116L115 221L116 222H114L112 219H111V216H110V218L109 219H111V220H109V219H106V221H107V223H109V221H110V225H113L112 223H115V224H117V225H119V226H121L120 227V229H119V226H117L116 225V228H118V229H113V231H115V232H112V231H110L109 229V226L107 227V229L110 231V232H112V233H114V234H112V235H110L111 233L110 232H108V233H110L109 235L110 236H113L114 235V239H116L115 241L113 240V238L112 239H110V241H109V236H106L105 235V233H104V230H103V228L102 229H100L101 230V232H99L100 230L98 229V226H99V224H100V222L99 221H97V223H96V221H95V224L96 225H98V226H96V225H94V227H95V229H93L94 230V232H95V238H94V236H93V238L94 239H97V243L99 244V248H100V244H101V249H103L104 250V255H106L107 257H108V259H107V261H106V256H102V262H101V264H112V262H114L113 264H121V262H122V264H126L127 263V260L126 259H128V256L129 257H132V254H134L133 253V250L134 251H136L137 250V252H139L140 250H139V248H138V244L140 245V249H141V251H142V249L143 248H141L142 247V245H143V247H145V246H147L148 247V245H145L144 243V240H148L149 239V246H150V248H152L153 247V245H152V247H151V242H150V239L152 238V239H154L153 238V235H152V237L151 238H147L146 239V236H149V235H151V234H153L152 233V231L153 232H155V230H152V229H156L157 230V228H160L159 229V232H158V230H157V232L160 234H158L157 235V232L154 234V236H156V237H162L161 235H163V237L161 238V239H158L159 241V246L160 247H156V248H159V251L157 250L156 251V248L154 249L156 252H159V254L158 253H156V256H155V254H154V252H151L152 250L151 249H149V247L147 248L150 252H148L146 249V251H147V254L148 253H151V254H154V255H150L151 257H152V261L155 263V264H157V262H158V264H160L159 262H160V260H161V263L162 264H166V260L168 261L169 260V258H173L174 256L175 257H177V258H174L173 260H171L170 259V261H168V263L167 264H169V263H171V264H179L178 263V259H180V257H181V259L185 256H188L187 254H189V252L191 253V254H193V251H194V254L193 255H196V253L197 254H199L198 256H200V253H199V249L201 250H204L205 251V249H204V247H202V245H205V243L207 242L206 240H207V235L205 236L206 237V242L203 244L202 243V245H201V243L199 244V245H201L200 246V248L198 249V244H196L195 245V247L197 248H193L192 246H191V248H193V249H189V247H190V242H192L193 240H194V242H204V240L203 241H200V240H197V239H199V235H202V234H199L198 235V238L196 239L195 237H196V235L197 234H195V233H197V232H199L200 230V226L202 227L201 228V231L200 232H204V233H206V234H208V235H210V238L209 239H212L213 240V238H214V240H215V238L217 239H219V237H218V234H217V232H216V234H217V237H215L216 235L215 234H213V233H215V230L216 229H218V230H216V231H219V234H220V230H219V228H221V227H224L225 226V222L226 221H224V219H223V217L221 218V214L219 213L220 211H219V209H218V211H216L217 210V208H218V206H216L217 208H214V207H211L212 205H214L213 204V202L211 201V198L214 196V198H216L217 196H216V194L214 195V192L216 193H218V195H220V192H221V195H223V193H222V191H223V189H221V187L223 186H221L220 188L218 187L219 185V180H221L223 177V175H222V169H221V167H220V165L218 164V162L217 161H215L216 160V157L214 156V154L211 156L210 154H207ZM225 152V151H224ZM232 152V153H231ZM55 153V154H54ZM56 153H57V155H56ZM58 153H60L59 155H58ZM74 153V154H73ZM160 153H162V154H160ZM191 153V154H190ZM208 153H210V152H208ZM253 153H254V155H255V157H260L259 159H257L256 161H255V159L252 157L251 158V156H254L253 155ZM72 154V155H71ZM131 154V155H132ZM136 154V153H135ZM168 154V155H167ZM183 154V155H182ZM188 154V155H187ZM211 154H212V152H211ZM224 154V153H223ZM79 155V154H78ZM90 155V154H89ZM154 155V157L153 158H151L152 156ZM166 155V156H165ZM169 155H171V156H169ZM175 157H174V156ZM245 155V156H244ZM247 155V156H246ZM250 155V156H249ZM59 158H58V157ZM69 156H72V158L70 157L69 158ZM74 156V157H73ZM100 156H101V159L99 160V158H100ZM132 156V157H133ZM160 156H164V157H160ZM182 156V158L180 159V157ZM194 157V159H193V157ZM39 157H40V155H39ZM178 157V158H177ZM186 157V158H185ZM188 157H189V159H188ZM199 157V158H198ZM214 157H215V160H214ZM240 157V160L238 161V158ZM244 157H247V158H244ZM250 157V158H249ZM257 157V158H258ZM45 158V157H44ZM76 158V162H82V164H81V169L80 168H77L78 167V165H77V167L75 168V166L74 165H72L73 166V168L74 169H71V170H73V171H68L67 170V168L68 169H70L71 167V164H76L75 162H73L74 161V159ZM241 158H242V160H241ZM261 158H263V159H261ZM47 160H45V162H44V160L42 159L41 160V158H40V162L39 163H32V164H34V165H32V164H29V166H33L32 168H28L29 170V172H30V174L32 175V176H35V174L37 173V172H39L40 174V176L41 177H43V171L48 167V165L50 164V159H48V158H46ZM71 159L73 160V161H71ZM80 159V160H81ZM152 159V160H151ZM185 159H186V161L188 160H190L189 162L190 163H186L185 162ZM37 160V159H36ZM95 160H97V161H95ZM179 160V161H178ZM181 160V161H180ZM244 160H247V161H244ZM42 161H43V164H47V165H45V169H44V167H43V164H42ZM60 161V163L58 164V162ZM61 161L63 162V164L61 163ZM187 161V162H188ZM242 161H244V164H241L240 162H242ZM253 161V162H252ZM255 161V162H254ZM259 161H261V162H259ZM73 162V163H72ZM181 162V163H180ZM185 162V163H184ZM193 162V161H192ZM203 162H202V164H203ZM260 164H259V163ZM264 162V161H263ZM56 163L59 165V166H56ZM66 163V164H65ZM180 163V164H179ZM208 163H209V165H208ZM256 165H255V164ZM79 164V163H78ZM79 164V165H80ZM97 164V165H96ZM150 164V165H149ZM179 164V165H178ZM252 164L253 165H255V166H252ZM262 164H263V166H262ZM62 165H63V167H65L66 169H64L65 171V175H63V177H65L66 175H68V176H66L65 178H66V180H65V178H63L62 177V174H64L63 173V169H62ZM66 165H68L67 167H66ZM95 165V166H94ZM258 165V166H257ZM182 168H181V167ZM250 166V167H249ZM57 167V168H56ZM59 167H60V169H59ZM186 167V168H185ZM256 167V168H255ZM259 167V168H258ZM262 167V168H261ZM159 170H158V169ZM162 168H164V169H162ZM254 168V169H253ZM80 169V170H79ZM160 169H161V171H160ZM166 169V170H165ZM168 169V170H167ZM173 169H176V170H174L173 172H172V170ZM183 169V170H182ZM185 169V170H184ZM190 169V171H192L191 170V168H189ZM220 169H221V171H220ZM75 170V171H74ZM84 170H86V172L84 171ZM88 170V171H87ZM153 170H155V172L153 171ZM158 170V171H157ZM164 170H165V173H163L164 172ZM178 170H180V171H178ZM84 171V172H83ZM154 173H153V172ZM166 171H167V173H166ZM169 171V172H168ZM178 171V172H177ZM196 171V170H195ZM231 171V172H230ZM257 171V172H256ZM259 171V173H261ZM35 172V173H34ZM42 172V173H41ZM55 172H57V171H55ZM78 172H80V173H78ZM95 172H97V171H95ZM152 172V173H151ZM161 172V173H160ZM174 172H175V174H174ZM201 172H203V171H201ZM169 173V174H168ZM173 173V174H172ZM178 173V174H177ZM179 173H181V174H179ZM251 173V174H252ZM80 174V175H79ZM95 174V173H94ZM154 174V175H153ZM183 174V175H182ZM201 173H200V176L202 175ZM236 174V175H235ZM254 174V173H253ZM84 175V176H83ZM91 175H92V177H94V178H92L91 177ZM125 175H128V173H126V174H124V176ZM174 175H176V177L174 176ZM255 175V174H254ZM61 176V177H60ZM73 176V177H74ZM144 176V177H145ZM250 176V175H249ZM248 176V178L250 179L251 177H253V176H251V177H249ZM256 176V175H255ZM77 177H78V179H77ZM167 177H169V178H167ZM192 177V176H191ZM222 177V178H221ZM234 177V179H237V180H241L242 178L244 179V178H246V177H244L243 175H242V177H241V179H238V178H235ZM62 178V179H61ZM88 178V180H86ZM146 178V177H145ZM213 178H221V179H218V181H216L217 183V185L216 184H213V183H215V182H213ZM204 179V180H205ZM216 179V180H217ZM29 178H27V175L25 176V178L23 179V183L25 184H23V186H25V187H27V186H29L30 184H32V180H30ZM81 182H80V181ZM136 180H137V182H138V184L139 185H135V187L134 188H138V189H133V187H132V185H134L135 183L137 184V182H136ZM147 180V179H146ZM196 180H197V177H196ZM27 181L30 183H27ZM71 181V180H70ZM87 181V182H86ZM122 181H125V182H123L122 183ZM175 181H177V182H175ZM215 181V180H214ZM64 182V183H65ZM119 182H121L120 183V185L122 186H120L119 185ZM147 183H149L150 181L148 180V181H146ZM163 182H164V180H163ZM168 183L167 184H169V181H167ZM221 183L220 184H222V180L220 181ZM81 185H80V184ZM124 183H126V184H124ZM128 183H130V184H128ZM134 183V184H133ZM152 183V182H151ZM165 183V182H164ZM193 184V185H190L189 186V184ZM210 184L211 183V185H212V188L210 187V185H208V184ZM27 184V185H26ZM29 184V185H28ZM118 184V185H117ZM123 184H124V186H123ZM127 184H128V186L130 187V188H132V190H134V191H139V192H134V191H131V192H129V193H131L134 197H131V195L130 194H128L129 196H130V198H128V195H127V193H128V191H129V187H127ZM132 184V185H131ZM171 184V183H170ZM171 184V185H172ZM178 186H177V185ZM78 185H79V187H78ZM82 185H84V187L82 186ZM206 185H207V187H206ZM216 185V186H215ZM75 186V187H74ZM82 186V187H81ZM115 186H119L118 187V189H120V190H116V188L117 187H115ZM141 186V185H140ZM168 186V185H167ZM167 186L164 188V190L166 191V189H167ZM177 186V187H176ZM179 186H181V187H179ZM195 186V185H194ZM205 186V187H204ZM87 187V188H86ZM210 187V189H208ZM77 188H78V191H77ZM82 188H84L83 190H82ZM115 188V189H114ZM126 188H128V189H126ZM174 188V189H173ZM196 188H197V190H196ZM176 189H178V190H176ZM214 191H213V190ZM81 190V191H80ZM114 190H116V191H114ZM167 190H169V188L167 189ZM171 190V191H172ZM186 190V189H185ZM208 190V191H207ZM213 192H212V191ZM220 190V192H218V191ZM222 190V191H221ZM21 191L23 192V193H27V192H30L31 190H22L21 189ZM83 191V193H85ZM120 191V192H119ZM179 191V192H180ZM205 191H207V193L208 194H210L209 196L207 195V193L205 192ZM210 191L213 193V195H211L212 193H210ZM167 193H169L168 191H166ZM175 192V193H174ZM193 192H194V194H193ZM205 192V193H204ZM146 193V192H145ZM174 194V196L172 197V196H170L171 194ZM204 193V194H203ZM78 194V193H77ZM120 194L122 195L121 197H120ZM184 194V195H183ZM200 194V195H199ZM126 195H127V198H126ZM139 195V194H138ZM145 195V194H144ZM25 196V195H24ZM154 196H153V199H154ZM176 196V197H175ZM179 197V199H177L178 197ZM187 197V201L184 199L185 197ZM196 196V197H197ZM200 196V197H199ZM205 198H204V197ZM210 198H208V197ZM216 196V197H215ZM122 197H125V198H122ZM184 197V198H183ZM202 197V198H201ZM22 198H24V197H22ZM121 198V203H120V201H119V199ZM172 198V199H171ZM173 198H176V199H173ZM190 198V200L189 201H192V205H194V206H192L193 208H195L194 210H197L196 212L198 213V215L195 213V211H194V213L192 212V210L193 209H191V206H189L188 204H186V206H185V209H187V208H190V210L188 209V210H186L187 212L189 211L190 213H191V216L193 217V216H197V221H196V219H195V217H194V219H193V221L195 220L196 222H194V224H193V222L191 221V223L193 224H191L192 226H196V228H197V226L199 225V228L196 230L195 229V227H194V231L195 232H193L194 234L193 235H195V237H193L192 239H190V235H187L188 237H189V239H187L186 237H185V235L188 233V234H191L192 233V231H193V227H192V230H191V232H190V230H188L191 226H189V225H187V226H189V227H187L188 229H186V228H184V227H186V225H185V223L184 222H188L190 219H188V221H187V214H186V212H185V209H183L184 211V213L185 214H183V212H182V214H180L181 213V211L179 212V211H177V212H179V214L180 215H182L183 217H180V218H182L183 220H184V218L186 219V221H183V220H181L180 218H179V220H178V222L180 223V224H177V223H175L177 226H174L175 224H173L172 225V223H173V221L175 220V218L174 217H176V216H172L171 215V217L172 218H174V220L172 221V223L169 221V222H167V224L165 225L164 224V222H166L164 219H166L167 218V215H168V213H169V208L171 207L170 205L172 204V207H171V209L173 208L174 209V204L175 203H177L178 201H176V200H180V202L183 204H180V202H178L179 203V207H182V206H184V204L185 203H183L184 201L183 200H185V202H189L188 201V199ZM206 198H208V200L206 199ZM217 198H219V196L217 197ZM115 199H116V202H115ZM196 198H195V200H197ZM128 200V201H127ZM138 202H136V201ZM146 200V199H145ZM126 201V203L124 204V202ZM159 201L160 202H162V204L161 203H159ZM167 201V202H166ZM168 201H170V202H168ZM171 201H173V202H171ZM176 201V202H175ZM203 201H205V202H203ZM128 202H131V203H128ZM136 202V203H135ZM139 202L142 204L143 203V212L141 211V214L139 215L138 214V212H140L139 210L141 209L142 210V208H140V204H139ZM166 202V203H165ZM197 202V201H196ZM209 202H211V203H209ZM134 203V204H133ZM169 203H170V205H169ZM128 206H127V205ZM133 204V205H132ZM137 204H139V206H137ZM146 204H148L150 207L152 206L153 207V209H156L155 210V216H157V210L159 209V211H160V213H161V215H159L157 218L159 219V223H163V224H159L158 225V223H157V221L155 220V219H153V217L154 216H152L151 218L154 220V221H156V222H154V223H152L151 221L152 220H150L149 218V216H151V212H152V215H154V210L152 211L151 209L152 208H150V207H148V205H146ZM157 204H158V206L160 205L161 206V208H160V206L158 207L157 206ZM163 204H164V207H163ZM189 204L191 205V202H189ZM144 205H145V207L147 206V208H150V209H146L145 207H144ZM207 205L210 207V208H207ZM167 206H169V210H167ZM188 206V207H187ZM202 206H203V208H202ZM131 207V208H130ZM178 207V208H179ZM140 208V209H139ZM113 209L109 212V213H112V211H113ZM133 209H135V211L136 212H133L134 210ZM139 209V210H138ZM181 209V210H182ZM213 209V210H212ZM216 209V210H215ZM254 209V208H253ZM98 210V209H97ZM119 210V211H118ZM131 210V211H130ZM145 210H146V212L147 211H149V210H151V212L149 213V216H148V214L145 212ZM176 210V209H175ZM216 211V213L218 212L219 213V215H220V218L219 217H215V218H213V216L214 215H216V213H215V211ZM256 210V211H255ZM99 211V210H98ZM98 211H95V213L96 212H98ZM118 211V212H117ZM124 212L125 213V216L123 215H121L120 214V212ZM126 211V210H125ZM158 211V212H159ZM167 213H166V212ZM206 213H205V212ZM254 211H255V214H254ZM254 211L252 212V210H251V217H253V218H251V219H255V220H251L250 222H249V224L247 225V227L249 226V228H247V229H244V231H242L243 229H241L240 231L237 229V228H235V230L237 231V232H235V230L234 231H232V232H235V234L236 233H239V234H242V232H244V235H240L239 237L241 238H243L242 239V241H241V239H240V241L238 240L237 241V239H239L238 238V236L236 237V238H232V236H231V238H229V239H231V241H233V240H236V242L235 241H233V242H235V244H233V246H231L230 247V249L232 250V251H235L236 249H234V248H238V250H239V252L240 251H243L242 253L244 254H241V252H240V254L242 255V259L241 258H238L236 255L239 253H237V251L238 250H236V254L234 255V256H231V260L233 261V260H237V262L235 263V261H234V264H254V263H256V262H261V260L262 261H264L263 259H264V216L262 215V214H264V213H260V211H258L257 209H254ZM257 211L261 214V216L257 213ZM122 212V213H123ZM144 212H145V214H144ZM163 212H164V214H163ZM199 212H200V216H199ZM202 212V213H201ZM227 212H228V210H227ZM264 212V211H263ZM142 213L144 214V215H146L147 214V216H148V219L150 220V221H148L147 219V221H148V223H152V226H151V224L149 225V224H147L148 225V227H147V229H146V226L145 227H143L144 229H146L148 232H146V234L147 235H145V236H143V237H145V238H143L142 240H143V243H142V241L140 242V238H141V236L142 235H144V234H142L141 232H142V229L143 228H140V229H137L138 227H136V225L137 226H142L143 224H142V222H144V220L143 219H141V217L140 216H142ZM167 215H166V214ZM175 213H176V211L174 212V215H175ZM190 213H188V215L190 214ZM218 213H217V216H218ZM128 214V215H129ZM134 216H133V215ZM139 215V221L141 220V222H139L138 221V219H135L136 217L138 218V216L137 215ZM163 214V215H162ZM202 214H205V215H202ZM210 214H212L211 215V218H210ZM252 214H254L255 215V217H257V216H259V217H257V219L254 217V215L252 216ZM256 214H258V215H256ZM117 215V216H116ZM143 215V216H144ZM164 215H165V218H162V217H164ZM180 215H177V217L178 216H180ZM147 216H144L145 218H147ZM162 216V217H161ZM168 216H170V215H168ZM118 217V218H117ZM126 218L125 220L127 221H125V224H126V226H124L123 225V228H122V223H124L123 222V220H121L120 218ZM171 217H169V220H170V218ZM189 217V216H188ZM204 217L206 218V219H204ZM154 218H156V217H154ZM171 218V219H172ZM190 218V217H189ZM203 218V219H202ZM208 218H210L211 220H212V218L213 219H215V220H213L211 223H214V225H213V227H210L211 225H207V224H209L208 223ZM216 218H219V219H221V221L219 222V220L217 219L216 220ZM259 218V219H258ZM120 219V220H119ZM162 219V220H161ZM192 219V218H191ZM109 220V221H108ZM133 220L134 221H138V223L137 222H133ZM160 220H161V222H160ZM166 220H168V218L166 219ZM177 220V219H176ZM175 220V221H176ZM180 220L182 221V222H180ZM211 220H209V222L211 221ZM118 221V222H117ZM122 221V222H121ZM129 221V222H128ZM162 221H164V222H162ZM174 221V222H175ZM214 221H216V222H214ZM217 221L219 222V223H217ZM254 221V222H253ZM132 222V223H131ZM202 222V223H201ZM206 222H207V224H206ZM224 222V223H223ZM99 223V224H98ZM128 223H130V224H134V226L133 225H129ZM139 223H140V225H139ZM145 223V222H144ZM155 223H157V226H156V224ZM170 223V224H169ZM182 223H184V225H182ZM195 223H199V224H195ZM216 223H217V225H216ZM220 223H223V225L221 226V225H219ZM115 224H114V228H115ZM142 224V225H141ZM146 224V223H145ZM144 224V225H145ZM171 225V226H169V225ZM187 224V223H186ZM189 224V223H188ZM202 224V225H201ZM206 224V225H205ZM143 225V226H144ZM161 225H162V227H161ZM204 225V226H203ZM257 225V226H256ZM131 226V228H129ZM133 226V227H132ZM151 226V227H150ZM170 228H169V227ZM173 226V227H172ZM179 226V227H178ZM184 226V227H183ZM206 226H207V228H206ZM218 226V227H217ZM110 227H112V226H110ZM129 228V229H127V231H129L130 232V230H132L134 227V231L136 232V230H138L137 232H139V233H141L142 235H140V234H138L140 237H138L137 239L139 240H134V238H135V236L134 235H130V236H134V238L133 237H131V239H130V241H126L127 239L129 240V237L127 238V236L130 234L129 232L127 233V232H125L126 231V229L125 228ZM155 227V228H154ZM157 227V228H156ZM167 227V228H166ZM177 228L178 227V230H183L182 232L183 233H181V231H180V233H178V234H175L176 236H177V238H175L176 236H174L173 235V233H174V228ZM183 227V228H182ZM208 227H210V228H212V230H214V231H212L211 229H210V231L207 233V231L209 230V228ZM215 227H217L216 229H215ZM258 227V228H257ZM121 228L122 229H125L124 231H121ZM165 228L167 229V230H165ZM168 228L170 229V231H169V233H167V234H169V235H173L172 237L171 236H169V235H167L168 236V239H170V238H173V246H174V248L172 247L171 248V252L173 253V254H171V252L169 251V249L167 250V248L169 247V243L167 244V236L165 237V235H166V233H164V231H168ZM245 228V227H244ZM97 229L99 230L98 232H97ZM136 229V230H135ZM143 229V231H144V233H145V230ZM171 229H172V231H171ZM203 229V230H202ZM140 230V231H139ZM152 230V231H151ZM176 230V229H175ZM199 230V231H198ZM245 230H247L246 232H245ZM257 230V231H256ZM107 230L105 229V232H106ZM119 231L120 232H122V233H120V235H123V236H120L118 233H119ZM161 231V232H160ZM93 232V233H94ZM131 232H133V231H131ZM151 232V233H150ZM170 232H172V234L170 233ZM177 232V231H176ZM179 232V231H178ZM202 232V233H203ZM212 232V233H211ZM107 233V232H106ZM162 233H164V234H162ZM44 234H46L47 235V232L46 233H44ZM99 235V237H98V235ZM119 235V237L121 238V237H125V235H127L126 237H125V241L123 240V242L122 243H119V245H120V248H121V245L122 244H124V246H123V248L120 250V248H119V251H118V246L119 245H117L118 243L117 242H119V237H118V235ZM134 234H136V236H138L137 235V233H134ZM184 234V235H183ZM233 234V233H232ZM231 234V235H232ZM180 235H182L183 237H185L186 239L184 240V238L181 240V238H178V237H182V236H180ZM204 235V234H203ZM253 235V237L251 238V236ZM255 235V236H254ZM107 238H106V237ZM117 236V238H115ZM212 236H213V238H212ZM244 236V237H243ZM34 237L35 236H33V240L36 242V237H35V239H34ZM97 237V238H96ZM204 237V238H205ZM90 238H92V237H87L86 236V239H87V241H89L90 240ZM99 238V239H98ZM105 238H106V240H105ZM119 238V239H118ZM123 238H121V241H122V239ZM195 238V239H194ZM203 237H200V239H202ZM203 238V239H204ZM43 239L46 241V238L45 237H43ZM104 239V240H103ZM117 239H118V241H117ZM151 239V240H152ZM157 239V238H156ZM166 239V240H165ZM209 239H208V242L206 243V245L207 244H209V245H207V248L208 247H211L212 245H215V244H213V242H211V243H209ZM215 240V241H218L219 242V240ZM233 239V240H232ZM111 240H113L112 241V243H111ZM164 240L166 241V243H165V246H163L164 245ZM189 240H191V241H189ZM197 240V241H196ZM212 240H210V241H212ZM213 240V241H214ZM49 241V239L47 238V242ZM102 241V242H101ZM109 241V242H108ZM120 241V242H121ZM133 241V242H132ZM135 241V242H134ZM138 241V243L136 244V242ZM154 241V240H153ZM153 241H152V244H153ZM156 241V240H155ZM171 240H168V242H170ZM171 241V242H172ZM181 241H182V247L184 246V247H186V248H188V250L186 251V250H182V253H180L181 252V249H182V247L180 246L181 244H176V245H174V243H181ZM185 241L187 242V243H185ZM214 241V243H216ZM105 242H106V245H105ZM109 244H108V243ZM125 242H127V244L129 245H125L126 243ZM129 242V243H128ZM148 242V241H147ZM160 242H162L163 244H161L160 245ZM170 242V243H171ZM240 242L241 243V246L240 247H238V246H235V245H238V243ZM110 243H111V245H110ZM117 243V244H116ZM142 243V244H141ZM156 243H157V241L156 242H154V244H155V246H156ZM185 243V244H184ZM237 243V244H236ZM48 244H49V242H48ZM103 244H104V246H103ZM131 244L133 245L132 247H131ZM146 244H148V243H146ZM168 246H167V245ZM172 244V243H171ZM216 244H218V243H216ZM108 245H110V250H111V247H113V246H115V247H113L112 248V252L110 251V250H108L109 248V246ZM117 245V246H116ZM178 245H179V247L181 248L180 250H179V248H178ZM186 245H189V247L188 246H186ZM206 245H205V247H206ZM129 248H127V247ZM135 246V247H134ZM158 246V245H157ZM165 247V248H163V247ZM172 246V245H171ZM177 248H176V247ZM44 247L46 248V250H47V252L49 253V255H50V251H51V249L54 247V245H52L51 244V246H45L44 245ZM50 247V248H49ZM117 247V248H116ZM133 247H134V249H133ZM202 247V248H201ZM107 250H106V249ZM131 248V249H130ZM154 248V247H153ZM160 248H161V250H160ZM164 249V251H163V249ZM176 248V249H175ZM206 248V249H207ZM217 248H219V247H217ZM115 249H117V250H115ZM136 249V250H135ZM106 250V251H105ZM115 250V251H114ZM128 250L130 251V254H129V252H128ZM177 250H178V253H177ZM195 250L197 251L196 253H195ZM108 251H109V253H111V254H109L108 253ZM145 251V252H146ZM207 251V250H206ZM116 253L115 255H113V253ZM119 252V253H118ZM137 252H136V254H137ZM143 252V251H142ZM142 252H140L141 254H144V255H146V253H142ZM160 252H162V253H160ZM169 252V253H168ZM106 253V254H105ZM124 253V254H123ZM126 253H127V258H125L126 257ZM176 253V254H175ZM186 253V254H185ZM204 252H202L201 251V254H203ZM118 254L120 255V256H118ZM122 254V255H121ZM141 254H138L139 255V257H140V255ZM169 255V256H167V255ZM191 254H189V258H191ZM205 254H208L207 252H205L204 254H203V256H200L199 258H198V256L196 257V256H194V259L196 260V261H194V262H196V263H194V262H192V263H194V264H204V262L206 261V263L208 262L209 263V261H211V260H209V258H208V256L207 255H205ZM81 255H83V253H81ZM112 255H113V257L114 256H116V257H119V259L118 258H115L114 257V259H113V257H112ZM125 255V256H124ZM131 255V256H130ZM143 255V256H144ZM158 255V256H157ZM164 255H166V256H164ZM171 255V256H170ZM178 255V256H177ZM205 255V256H204ZM48 256V255H47ZM46 256V258L48 259L47 261H49V263H46V264H50V262H52V258L51 259H49V256L47 257ZM109 256H110V258H109ZM142 256V257H143ZM147 256V255H146ZM146 256H144V257H146ZM149 256V257H150ZM156 257V258H154V257ZM160 256H162V258L161 259H159L160 258ZM243 256H244V259H243ZM254 256H255V260H254ZM84 257H85V255H84ZM106 257V258H105ZM122 257V260L120 259ZM136 257H137V255H136ZM135 256L134 257H132V258H134L135 259V262H134V259L132 260V258H130V262H128L129 264H136L137 262V264H141V263H139V261H140V259H139V257H137L138 258V261L136 260L137 258H136ZM142 257H140V258H142ZM148 257V256H147ZM168 257V258H167ZM188 257H186L187 259L186 260H188L189 258ZM196 257V258H195ZM205 258V259H207V260H205V259H203V258ZM234 259H233V258ZM236 257V258H235ZM241 257V256H240ZM245 257H246V259H245ZM248 257H249V261H251V259H252V263H249V261H248ZM250 257H252L251 259H250ZM263 257V258H262ZM166 260H165V259ZM192 258H193V256H192ZM191 258V259H192ZM204 260V261H202V259ZM259 258V259H258ZM262 258V259H261ZM82 259H83V256H81V258H80V260H81V262L79 263V264H81L85 259H86V257L84 258V260L82 261ZM111 259V260H110ZM116 259H117V261H116ZM144 259V260H143ZM142 259V262L144 263V264H147L149 261L147 260V259H149V258H143ZM151 259V258H150ZM149 259V260H150ZM154 259V260H153ZM164 259V260H163ZM193 259V260H194ZM198 259H199V261L201 262V263H199V261H198ZM239 259H241V260H239ZM118 260H120L119 262H118ZM145 260L147 261V263H145ZM156 260H158V261H156ZM177 260V261H176ZM185 260V261H186ZM190 260V259H189ZM247 262H245V261ZM253 260L255 261V262H253ZM258 260V261H257ZM46 261V262H47ZM105 261V262H104ZM124 261H126V262H124ZM128 261H129V259H128ZM176 261V262H175ZM181 262H182V260H180ZM179 261V262H180ZM183 261H184V259H183ZM185 261H184V263H185ZM190 261H192V260H190ZM189 261V262H190ZM141 262V261H140ZM151 262V261H150ZM153 262H151V264H154ZM173 262H175V263H173ZM127 263V264H128ZM142 263V264H143ZM187 263H188V261H187ZM187 263H185V264H187ZM205 263V264H206ZM211 263H213V262H210V264ZM263 263V262H262ZM262 263H260V264H262ZM51 264H54V263H51ZM181 264V263H180ZM224 264V263H223Z\"/></svg>",
    "mask_w": 264,
    "mask_h": 264
}]
</instances>
